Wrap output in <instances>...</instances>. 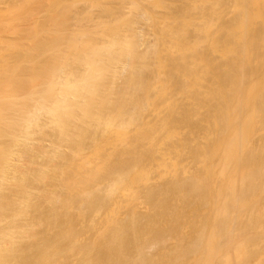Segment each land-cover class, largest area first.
I'll return each mask as SVG.
<instances>
[{"label": "bare ground", "instance_id": "obj_1", "mask_svg": "<svg viewBox=\"0 0 264 264\" xmlns=\"http://www.w3.org/2000/svg\"><path fill=\"white\" fill-rule=\"evenodd\" d=\"M16 1H17V3L19 2L18 0H16ZM32 1L34 2L35 0H32ZM32 1L31 0H24V1H21L23 3L20 2L19 5L23 4L22 6L28 7L29 2L31 3ZM38 1L40 2V0H38ZM61 1H63V0H61ZM106 1H107V3H106ZM126 1L129 3V5L127 4L128 6H126L127 10H130L129 13L126 12L127 11L126 9L124 10V12H125L124 13L123 9L122 10L119 9L120 6L119 7L117 6L118 8L113 6L115 3H112L111 5H108V3H109L108 0H64L63 2L59 1L60 3H56V4H53V5H52V3H55V1L51 3V0H50L49 1L50 3L49 4L47 3L48 4V9L47 10L50 13L48 11L47 12L49 14L48 17H51L52 19H47V21L48 20L50 21V24H49V26L47 25V28H46V25L43 24V22H45V21L41 22L40 24L36 23L35 25L38 24V27H39V28H37V26H36L37 29L31 27V25H32L31 24V18H32L31 16H33L34 14L32 15L31 10L29 8L27 9V8L23 7V9H22L21 5H20L21 9H19V10L16 9V11L14 10L15 7H13L14 8L13 10L15 12H18V13L15 14L12 11V9H11V12H13V13L12 14H11V12H10V14L8 13L9 16H11V19H10L9 16H6V17H8V19L6 18L7 21L4 20L5 18H3L4 21H2V19L0 21V264H63V263H65L63 261L66 260V257H67L66 256V252H70V250L72 252L74 250L73 248L76 249L77 247H79V248L81 247L80 243L77 242V241L80 240L78 235H79V232H81V231L78 232L79 229L75 228L76 226L73 225V220L69 219L70 220L69 222H72V227L74 226L76 232L73 230V228L69 227V224H71V223H69L68 220H66L67 223H65L66 221L65 222L63 221L62 218H64L66 215L64 217L61 216V213H59V211L57 210L58 208L56 207L57 206L56 204L59 201H60L59 203H61V201H62L64 203V205L66 204V205L69 206L70 201L72 203L75 202V201H79L80 203H84L86 201V202H89V203L85 202L84 205H86L88 207V204L91 205L90 203H92V202H90V201H92L91 199H95L94 201H96V202H94V201L93 202L94 203H98L97 202L98 200L96 198H98V197L105 198V196H101L102 194H99V196H98V193L100 192V188H101L99 185H101V184L97 183V182H99V180L101 181V179H103V180L106 179V182L109 183L107 185H110L108 187H109V189H111V191H109V189H107L109 192L107 190H105L106 191L105 194L103 193V195H108V199H110L109 195L113 194V196H114L115 193L119 192V191L115 192L116 189L119 188L121 190V188H122L121 185H124V184H121V183H124V181H123L124 179L127 180V183H128L127 185H131V187H132V185L135 186V184H137V182H139V184L141 182L142 184L145 183L144 185H146V184L148 185L149 182L151 183L152 181H154V179H151L152 176L150 178H149V176H150L151 170L153 171L155 169L154 171H156L157 167L158 168L161 167L164 170L163 171L162 169H160V172H159V169H157V171L159 172V173H157L158 176L156 175L157 178H160V176H159L160 173L162 174L161 176H163V175L166 176L167 175L166 177H169V179L171 180V182H170L171 183V187L173 186L172 189L174 191L172 193L176 194L177 192H179V193H177L179 198L180 197L182 198V196H180L181 195L180 191H178L180 189H178L176 191V188H181V191H182L183 195H186V194H184L183 191L187 187H188V189L190 188V190H192V188H195V187L196 188L198 187V189L201 188V190H199V192L203 191L202 188L205 187L206 189H208V191L206 189H204V190H206L208 193L209 192H210V194L213 193V192L215 193V194L214 193L211 194L212 195L211 198H212L213 202L207 203V204H209V207H211V208L216 206V207H214L215 210L214 209L211 210V213H213V211H214V214L211 215L210 212L206 211V213H208V214H205L206 215V217L204 218V221H206V222H204L205 224L202 223L203 221H201L200 218H199L200 216H202L201 215L202 212L201 213L198 212L200 215L197 216V212L195 211L197 217L195 216V218L193 219V218H190V217H194L195 213H192L191 214L192 216H191V215H189L190 213L186 214L185 213L186 211L185 212L183 211L182 213H180V210L176 209L177 211L179 210V213H180V214L178 213L179 214V216H178L177 213L173 214V212L175 210V207L171 206V209H174V210H172L173 212L169 209L170 205H172V204H169L170 203L169 200H168V202H167V200H165V202H167V205L169 204L168 208H167L165 202H162V205L164 203V205L166 206L167 210L171 212L170 214L177 216V217L175 216L176 217L175 218L174 216H170L169 212H167V214H169V216H167L168 219L170 217L171 218L174 217L176 219V220L175 219H171L172 220V225L170 223L169 224L166 223L167 226L169 225L168 227L171 226L172 229L170 230V232H172L173 235L176 236L177 232L181 235V233L183 234V232L187 229V228L185 230L182 229L181 230L182 232L179 230L183 226L184 223L182 225H180L177 222V220L179 221L180 218L179 219H177V218L181 217V215L183 213H185L186 216L187 215L190 216L187 219H189V220L193 219L194 220V222H192L193 221L192 220V221H190V223L192 222V223L195 224V222H196L195 219L196 218H198V220H200L201 223H202V225H201V223L199 222V225H201L200 229L203 230L201 232V234L199 233L200 232V229L198 227L199 225L195 224V225H197L196 228H195L191 224V227L194 229V231L193 230H190V231L196 232L197 229L199 230L196 233H192L191 232L192 234H194V236L192 235L190 237L191 240L194 239L196 241V243L198 241V243L196 244L198 246L195 245V247H197V249H194L195 248L193 246L195 244L194 240H193L194 241L193 244H192L191 240H187V242H186V240L185 241H183V240L181 241V244L183 242L185 244V242H186L187 244H185V245H188L189 241L191 242L190 246H188V247L185 246V250L188 251L189 254L184 250V248H183L184 244H182V246H179L180 245L179 244L180 243V238L181 239L182 238L186 239L185 236L182 235V237H181V236H178L179 234H177V236L180 237V238H179V240L177 239L176 240V244L175 243L174 244L176 246L178 245V247H176V248H180V249H178V252L180 250L179 254L182 252V254L184 255V253L186 252L185 253L186 254L185 258L181 254V256L184 258V261L185 260L186 261H191L192 264H251L252 262L249 263L248 261L250 259V256H252L253 252L256 251L257 247L259 248V250H257V251L261 254V256H264V254H262V253H264V251H263L264 248L262 249V247H261V246H264V244L261 245V243H264L263 242L264 241V234L263 235L261 234V233H264V229H263V231H261L262 230L261 228H264V225H263L264 224L263 223L264 211L258 210L259 213L260 212L262 213V215L260 213L257 218L260 217L259 219H262V220H258L255 217L257 222H256V220L254 222V218H252L253 215H254V212H252L253 215L250 213L252 211L253 206H255V204L257 202H258L257 204H259V202H261V201L257 200V201H255V204H254V201H252L253 205H247V204H244L247 201L246 200L247 198H244V197H243L244 199L241 198L242 197L241 196L242 192L247 194L246 196L250 197L251 196V191H254V188H255V192L258 190V194L256 192L255 194H257V195H254V196L252 195L251 196L252 199L250 197V200H253V199L255 200L257 198L259 199L258 195H260V194L263 195V193H264L262 191V190H264V188L262 189V187H264L263 186V184H264V179H263L264 175H263V177H261L262 174H264V169H261L262 166H260L261 163H262L261 165H263V162H261L262 160L258 158L259 154L262 155L260 157H264L263 156L264 152L260 153V151L263 150V146L264 145L262 146L261 150L259 151V154H258V151H257L258 150L257 147L259 146L257 144H261L264 141V137H263V135H261L264 130L262 132L261 131L259 132L257 130L258 128L260 129L259 126H261L262 124L264 125V123H261V124L259 123L262 120L264 121V118H263L264 117L263 116L264 115V80H262V79H264V59H263V57L261 58V56H260V55H264V54H262V53L260 54V52L258 53V56L261 58V60L258 59V56L257 57L254 56L255 53L253 55H252V53H251V55L248 54V52L250 53V51L251 52L252 51L255 52V50H256L255 48H260V47H262L261 48L262 49L261 52L264 51L263 50L264 49V47H263L264 46L263 45L264 44V37H262V36H264V33L262 31H260V34H261V36H260V34L257 31L258 29L260 30L261 25H260V27L258 26L257 27L258 29L256 30L255 28L259 24L257 22H256L257 24L256 23L253 24L254 23V18H255V20H256V18L258 20H260V22L257 20L260 24L262 23L261 20L264 21V19H263L264 18V0H233V3L231 5V7H233V9H234V10H232L233 13L231 12L232 13V17H231V13H229L228 15H230L231 18L227 19V20L221 19V17H222L221 15H223L224 13L227 12L226 9L224 10V13H223V11H222V13H220V10H222L223 8L218 7V6H220V4L222 5V3H223L222 1H224V0H221V1L218 0L219 2H222V3H219L217 0H215L214 2L212 0H211L212 2H210L209 0H200V1H203V4L199 3V5H197L195 3L196 0H194V4H196L198 6V8H199L200 5H202L199 8L200 11L198 10L199 12H202L201 11V7L204 9L203 6H204L205 2H206L207 5L210 2L212 4V7L210 8L211 5L209 4L208 6H209L210 10H208V12H207V9H209V8L205 7L206 12H204V13H209V11L212 10L216 15L213 14L212 18H211V16H209L211 19H208L209 17L206 16L207 14L206 15L203 14L204 17L206 16L205 18L208 17L207 20L206 19L204 20V17L202 16V14L198 13V11L197 12L195 11L197 14H200L201 17L199 15H197V14L196 15L193 14V16H195L196 18L198 16L200 18H202L203 24H204L205 21H208V20L210 21V24H212V23L214 24L215 21H217L218 23L222 22V23L219 24L218 28H216L213 24L212 25L208 24V22H205L207 24L203 25V24H201L202 20H199L201 22L200 23L199 21H197V19H196V21L198 22V24L199 23L200 24H199V26L197 24L198 28H196L194 26L196 24V21H195V19H192L194 17L192 16V14H189L190 16H192L190 18V16H188V14H187V12H189L188 10H190L189 8L194 10V8H192V7H190L188 5V2H186V3L189 6V8H186V6H187L186 5L185 6V9H187L186 11L182 7L180 9H178L179 11L180 10L181 11H185L187 16L184 14V12L182 14V12L180 11L181 13L179 12V16L181 14V19H180V17L178 15L177 16L179 18L176 19L177 18L175 16L176 13L174 14V17H172L173 13L175 11L174 12L172 11L173 12V13H171L172 16L169 15V18H167L168 12H169L168 8L171 5L169 7H167L168 5L165 6L166 4L164 5L163 3H167V2H165L164 0H152V1L149 0V2H148V0H125V2L123 0V2L125 4H126ZM170 1L168 0V2H170ZM172 1L174 2V0H172ZM189 1H191V0H189ZM207 1H209V2L207 3ZM216 1H217L218 4L216 3ZM11 2H13V0H11ZM225 2H226V5H227V2L229 3V1H225ZM14 3H16V2H14ZM14 3H13V6H16L17 4L14 5ZM44 3H45V1H44ZM178 3H180V2H178ZM24 4H28V5L26 6ZM33 4H31V6L33 5L35 7L36 6L35 3H33ZM37 4H39V3H37ZM170 4H172V3H170ZM174 4H175V2H174ZM213 4H214V6H213ZM3 5H4V2H3ZM119 5H121V4H119ZM146 5H148V6H146ZM163 5L166 7L163 10H165V12L167 11V13H165V14H167L166 17L163 14H160V13H164V12L161 11V9H159L160 11H158V8H164ZM190 5H192V4L190 3ZM207 5H205V6H207ZM197 6L194 5L195 10L197 9L196 8ZM96 7H98V8H96ZM16 8H19V7H16ZM81 8H83V9H81ZM94 8L96 10L100 9V10H102L103 13H105V15L108 17L107 19H109L108 26L106 25V23H108L106 21V19H105V21L102 20V22L99 23L100 22L99 19L101 18V17H98L99 19H97V16L99 14L95 17V13L99 12V11H95V13H94ZM7 9H6V12H8ZM147 9H148V12H147ZM9 10H10V8H9ZM149 10H151V11H149ZM193 10H191L190 12L194 13ZM212 11H211V14L213 13ZM6 12L3 11V13H0V14L2 15L4 13H6ZM36 12H38V10ZM102 12H99V13L103 14ZM126 13H128V14H126ZM130 13L132 14L133 17L131 16ZM4 15H6V14H4ZM209 15H210V13H209ZM228 15L225 14V16H228ZM34 16H36V15H34ZM106 16H104L103 18H105ZM170 16H171V18H170ZM184 16L185 17H189L190 19L189 18L183 19V18H185ZM214 16H215L216 20L214 19ZM135 17H139V18L142 17V18H146L147 20L152 19L151 24L152 23L154 24V25L153 24L152 25H153L154 30H155V32H153V33H155L157 35L156 37L154 36L155 38H157V39H154V40H157L158 42L160 40L163 43L160 42L159 44L162 45V44L165 43L164 46H166V47H161L160 46V50L164 53V55H162V56H164V57L161 56V53H160L161 51L159 50L158 42L157 41L155 42L153 39H146V37L148 35H145V31L143 30V27L140 24H137V25L135 24V23H137ZM133 18H135V19H133ZM217 18H220L222 21H219V19L217 20ZM171 19H174V20H172V21L175 22V23L173 22L174 25L176 23H178L179 27H180L181 23H183L182 24L183 27L182 28H177L178 25H176L175 26L176 29H175L174 25H172L173 23L170 22ZM182 19H183V21H182ZM212 19H214L215 21L213 20V22H212ZM33 20L35 21L36 19H33ZM51 20H52L53 23L51 22ZM180 21H182V22H180ZM36 22H38V21L36 20ZM103 22H106L105 23V27L106 28L103 26L104 25ZM218 23H217V25H218ZM41 24H43L44 27H42ZM99 24H102V25H99ZM148 24H149V22H148ZM262 24L264 25V23H262ZM29 26H30V28H29ZM210 26H212L214 29L216 28L218 31H216L214 33H213V31L210 32V30H213V28L210 27ZM2 27H4V29H2ZM191 27H193L192 30L195 29L196 33H195V31H193V32L195 33V35L197 34L196 36L200 35L199 36L200 38L198 39V41L200 39L201 40L203 39L204 41L203 40L202 41L204 43L206 40L207 41L210 40V41H208L209 48H207V50L209 49V51H211V48H215L216 49L215 51L219 50V52H220L223 49V51L220 52L221 53L220 57L228 56L229 58H232L231 60L227 59L228 57L225 58V59H227L229 61V62L227 61L229 64L227 62H223L225 59L222 60L223 63L221 62L220 59H219V61L221 63H218L217 62L218 58H217V60L216 59L213 60V58H215V57H213L211 59V57H209V56H211V53H209L210 54L209 56H208V53H207V55L204 54V53H199L200 55L202 54L201 57H200V55L197 56L198 55L197 54L196 56L198 57L197 58V60H198L197 62L198 63H194V62H196V57H195L194 54L193 55H194L195 58H193L192 55L189 56V53L191 54V53L195 52L197 50V48H198V50L195 53H198L200 48L202 47L201 46L202 45L201 44L202 41L200 40L199 44H195L197 46L192 45L193 43H195V39H197L198 37L194 38V41L192 40V31H191V33L188 32V31H190ZM31 28H32V30L34 29L33 30L34 34H32V35H31V31L32 30H30ZM261 28H262L261 30H264V26L261 27ZM28 29H29V31L26 32V30H28ZM146 29H148V27ZM179 29H181V34L179 33L180 32ZM152 30H151V32H152ZM44 31H47V32L44 33ZM220 31L222 33H224L225 35L224 34L223 35H217V34L221 33ZM218 32H220V33H218ZM46 33L49 34V37H48V35L47 36H42V35H44ZM148 33H150V32H148ZM187 33H189L191 35L189 36ZM39 34H40V36H39ZM14 35H15V37L17 35L21 36L22 38L26 37L25 39L23 38L25 41L27 40V38L29 40L32 39L34 45H32V40L30 42V45L29 44H26V45L22 44L21 43L22 41L19 42L20 40H22L21 38H20V40H19V38L18 39L16 38V40H15V38L13 39ZM163 35H167V37L169 36L168 37L169 39L166 36H163ZM187 35L189 37H191V38H189ZM210 35L212 36V39H210V37H211ZM149 36L151 37V35H149ZM185 36L187 37L188 42H186L187 40L185 39L186 38ZM196 36H194V37H196ZM201 36L204 37V38L206 37V38L205 39L201 38ZM208 36H209V38H208ZM216 36H218L220 38L222 36L223 38L224 37L225 38L222 41L219 39L221 42H217L218 41V37H216ZM39 37L40 38L42 37V38L39 39ZM162 39L163 40L166 39L167 41L166 40L163 41ZM184 39L186 40L185 42H183ZM190 40H192L193 42L190 41ZM25 41H24V43H25ZM168 41H170L169 45L167 44ZM223 41H226L225 44H223ZM189 42L191 44H188ZM196 43H198L197 40H196ZM217 43H220L221 45H218ZM143 44H144V47L142 49L134 51V49H136L135 47L141 46ZM258 45H260V47ZM219 46H221V48H219ZM252 47H255V48H252ZM138 48L139 47H137V49ZM163 48H165L167 50L163 51V50H165ZM144 49H146V51L149 50V51L145 52L146 55H145V53L143 51ZM191 49H195V50L192 51ZM201 49L203 50L204 48H201ZM231 49H233L232 50L233 53H234V51H236V53H237V55H236V53H234V57L233 56L231 57V55H227L228 53H225V52H229ZM250 49H252V50H250ZM31 50H33V51L31 52ZM45 50L46 51L48 50L49 53L53 52V54H51V56L49 55V59L47 58V56H48L47 54L48 53L45 52ZM187 50H189L188 54L186 53V52H188ZM259 50H256V51H259ZM140 51H143V52H140ZM150 51H151V55L154 54L152 56V58L150 56L149 57L147 56V54L150 55L149 54ZM190 51H192V52H190ZM212 51L214 52L213 49H212ZM44 52H45V54L47 53L46 54L47 55L46 59H44L45 56H43ZM168 52H169V57H170V55H173V54H174L173 55L174 57L172 58V56H171V58H166V61L168 60V63H169L170 62L169 60L171 59L170 63L172 65L177 63V65H176L177 67H176L175 70L173 69V72H175L177 74V73H180L181 70H182L183 73L181 72V74L179 75V78L182 77L181 78L182 82L186 83V87H185V84H183L181 82V85H180L181 88L179 90V93H177V94H179V97H180L181 94L183 96H186V97L189 96L190 98H191V96L194 95L193 97H195L194 98L195 101L193 102L192 100H190V99L189 100L192 101V104H195V102L197 100H199V99H196V98H200L199 102L198 101L196 102V105L199 104L200 101H202L203 99H211V98L213 99V97L214 98H218V103L217 104H216L217 99H215L216 101L214 99L213 100L211 99L212 101L210 100L211 101L210 103H212V106L213 105H217L216 107H212V108H214L212 110H211V106H209V108H210L209 110L212 113L211 112H209V113L206 112V113L202 114V111L200 109V107H201L200 105H202L203 103H204V105H207V106L211 105V104H209V100L206 103H205V101L204 102L202 101V104L200 103L199 105H197V107H196V105L195 106H193L192 104H191L192 106L190 105L191 109L193 107H194V109L198 108L197 111L200 109V112L198 111L199 113H197V111H195L194 109H192L194 112L192 110H190V109L188 110V112L186 110L185 113H184V111H185L184 109H182V110H184L183 113H182V111L180 112V114L181 113L185 114V115L187 114L188 117L191 116L190 117L191 118V122H193V118L196 117L195 116L196 114H197L198 118H199V116L201 114L202 117L200 116L201 118H199V119L197 118V120L195 119L196 120L195 123L193 122L195 124V126H196V122L197 121H198L197 126L199 125V123L202 125L203 123L201 121L203 120V118L204 119L210 118V120H211V122L209 120H208L209 122H207L208 123L207 125H209V123H211L210 126L207 127V125L205 124L207 120L206 121L203 120V121H205L204 122L205 125H202V126L199 125V126L201 128L206 126L208 128V130H209V127H210V129H211V130H209L210 134H208L209 131L206 129L207 131L206 130L205 131H206L207 134L205 133L204 137H206L207 135L211 136V131H213L212 132V138L213 139L211 137L207 136L206 137V139L208 138L207 141H206L207 143L210 140L209 138H211V141H209V144H207V143H205V141H203L202 145H200V146L197 145V146H199V148L197 146L193 147V149L197 148V151H198L197 153L193 149H192V153H189L190 155L193 154L196 157L195 158L196 160L193 159V160L196 161V164L199 162V159L201 160L200 163L204 165V166L201 165L202 166L201 168L204 167L203 170L201 169L204 172H201V173H203L202 176L205 175L206 179H209L208 181L207 180L205 181V179L201 178L200 176H197V174L199 172L197 174H195L196 171H193L194 168L191 169L190 164H187L188 165L187 167H190V168L189 169L186 168V166H184V164L189 163V162H187L185 160L184 161L186 163L183 162V160H181L183 162V165H181L182 169L180 168L179 164H180L181 161L179 162L180 159L177 158V153H179L178 147L181 146V145H179V144H181V142L178 145H176V146H175V142H172L171 143L172 145L170 144V146H172V147L168 146V142L169 143L171 142L169 140H172L174 138V137L172 138V136H170L169 133H171V135H173V134L177 133L178 130L176 131V129H173V131H176V132L172 131L173 132V134H172L171 131H168L169 130L168 128H170L171 125H170V127L166 126L167 127L166 128L165 124H167V125H169L170 123L171 124L172 123L175 124L173 121L176 120V117H175V120L171 119L172 122H168V118L165 119V120H167L166 121L167 123H166L165 121H163L164 120V115L163 116H159V115L163 114V112H162V114H160L161 111L163 110V109H161L160 113H158V117L157 118L160 121V118L162 117L163 118V120H162L163 123L165 122L164 126H163V123L161 124L162 130L168 129L165 132V134L163 133L162 135L159 134V132L160 133L162 132L161 129L158 128V130H160V131L156 130L157 127H161V126L159 125V126L156 127V125H158V123L156 124V123L153 122L156 125H155V127H154V125H152V127H151V123L149 125L146 122L147 120L150 121V119H148V118L147 119L145 118L146 120L144 122H146V124L148 125V126L146 125L147 126L146 128L149 127L148 128L149 130L145 128L144 122H143V124H144L143 127L141 126L142 123H140L141 127L136 125L137 127L141 128V129H138L135 126H134L135 127L134 128L133 127V123H132V122H134L133 121L134 119L131 120L132 116L134 117V115L131 116V111L132 110L131 111L129 110V109H131L130 107H132V106H130L131 105L130 103H132V101H130V102H128L129 100L127 101V99H128L127 96L130 93L128 90H127V94L128 95H125L126 96V99H124L125 101L122 99V97H123L122 94L124 92H122V93L120 92L121 94H119V95L122 96L121 99L123 101L121 100L119 102L118 107H116L117 104L115 105V109H113V110H115L114 113L116 115L114 113H110V114H114L113 116H111L110 114H108V115L104 114L105 113L104 111L106 110L108 105L109 106L111 105V103L109 102L111 97H113L115 95V92H116L115 89H117V87H115L114 85L118 86L117 84H119V80H117V79L120 78V77H118V76L121 74V72L123 73L125 70H129L130 71V74H128L129 76H131L133 73H136V74H134L136 76L135 77L133 76V77L130 78V80H131L130 81L131 83H130L129 79H128L129 76H127L125 74L126 77L122 78L123 75H120L122 79H125V83H127V86L124 87V88L128 89V86H130V85L134 86V87H135V85H138V86H136L137 89H135V90L139 91L138 88L140 87L139 89L140 90L142 89L143 90V91L141 90L142 92L145 91L144 92L146 94L145 98L146 99L148 98L146 101L149 100L148 102L151 101L155 105L157 100L160 101L161 99H164V97L167 98L169 94L171 95L173 92L170 93L171 92L170 90H172V89H170V90L168 89L169 90V94L167 93L168 91H163V90H167L166 89L167 88L166 87L167 86V81L171 80V76L174 75V73H172V74L169 73L170 70L172 72L171 68H173L174 65L173 66L171 65L172 67H170L169 72L167 71L168 72L167 75H165L166 72L165 73L161 72V71L164 70V68H166L165 70H167L168 65L166 66V64H168V63L164 62L165 61L164 58H165V55L168 54ZM232 52H230V53H232ZM170 53H173V54H170ZM216 53L218 54V52H214V54H216ZM222 53H225L226 55L225 54L223 55ZM158 54H159V56H158ZM217 54H216V56H217ZM203 55L204 56L206 55L205 57H207V58H204ZM256 55H257V52H256ZM248 56H250V57H248ZM153 57H154V62L153 63H156V66L158 65V67H156V69H155L154 65H152L153 68H154L152 71L154 72V71L157 70V72H154V74L156 76L160 72L159 75L157 76V78H155V80H157V84L156 83L155 84L156 85H158V83H159V85L161 84V86H160L161 88L163 86L162 84H164V85H166L165 89L164 88L161 89L160 87H159L160 88L159 89L157 86H155V84H153V86H152V84H150L151 82H148L146 80V78L143 79V77L141 76V74L145 73V72L140 70V68L142 66H144V69H146L151 64V62L153 60ZM187 57H189V58H187ZM208 57H209V60H207ZM251 57H253L255 59V61L252 60ZM148 58H151V61H149L150 59H148ZM186 58H187L186 62L187 61L189 62V60L192 59L190 61V65H189L188 62H187L188 64L185 62ZM250 58H251V61H253L252 65H251V62L249 60ZM256 58H257V60H256ZM39 59L42 62H40ZM180 59H181V61H183V62H185L187 64V65H185V63L183 64L185 67L184 66L182 67L181 66L182 64L180 65V62H181V61L179 62ZM210 59L212 61H210ZM146 60H148L150 62V64L147 65V67H145ZM193 60H195V61L193 62ZM173 61H175V63ZM201 61H202V63H201ZM214 61H216V63ZM136 62L139 63V64L136 65L137 64ZM191 62H193V63H191ZM212 62H213V68L214 67L215 68L218 67L220 69L219 66H222V65L225 64L224 65L225 69L222 67L224 70L222 68H221L222 70L218 69L219 73H218L217 70H215V73H211V70H209V69L212 68L211 67ZM32 63H33V65H32ZM217 63H218V66H214V64H217ZM142 64H144V65H142ZM178 64L184 70L179 68ZM192 64H195L196 67H194V65H192ZM197 64L198 65L201 64V67H203V68H201L200 65L198 66ZM138 66H139V68H138ZM190 66H193V67H190ZM197 66L200 67L199 70L201 69V71H203V73L204 72L205 73L203 74L201 71L198 72V70H196V69H198ZM226 66H227V68H226ZM157 68L158 69L160 68L159 72H158ZM177 68L181 69V70L179 71V70H177ZM192 68H196V69L192 70ZM207 68H208V71H207ZM137 69L139 71H141V72H139V73H141V74H139L140 76L138 75V72H137L138 70ZM142 69H143V67H142ZM204 69H205V71H204ZM135 70H136V72H135ZM146 70H148V68ZM176 70L179 71V72H176ZM190 70H192V72ZM193 71H196L198 74L196 72H195V74L199 75V76L195 75L196 78H194L193 75H192ZM220 71L222 73H220ZM216 72L218 74H221V76L220 75H218V76L216 75V77H213L214 74H216ZM209 73H211L212 75L210 76ZM260 73L263 75V77H262V75ZM146 74L147 73H145V75ZM151 74H153V73H151ZM170 74H171V76H169ZM205 74L210 76V77L207 76L209 78L207 80H210L212 77H213L212 79H214V80H211L212 82L209 83V81L206 80L207 77L206 78L204 77ZM142 75H144V74H142ZM162 75H165L166 77L163 76L164 78L162 79ZM159 76H160V78H158ZM167 76L170 77V79L167 78ZM219 76H220V80L218 79ZM242 76L244 78H241ZM259 76H260V78H258ZM138 77H140V78H138ZM261 77H262V79H261ZM121 78H120V81H121L120 83H124V81L122 82ZM134 78H135V80H134ZM33 79L35 81H33ZM161 79L165 80L164 83H163V81ZM237 79H238V81H237ZM148 80H150V79H148ZM204 80L208 82L206 84V89L204 88L205 90H208V91L202 90L203 87H205L203 85ZM116 81H118V82H116ZM132 81L135 82V85H133L134 83ZM230 81L231 82L233 81L232 83L234 85H232V83H231V85H232L231 86L230 85ZM114 82H116V84ZM198 82L199 83L201 82V84H198L199 87H200V90L198 88V85H195ZM228 82H229L230 86L229 85L227 86ZM205 83L206 82H204V84ZM33 84H36V86L34 87ZM208 84L209 85H211V84L213 85L214 84V85L213 86L211 85V87H210ZM217 84H218V86H217ZM119 85H121V84H119ZM125 85L123 84L122 86H119V88L120 87L122 88ZM168 85L171 87V84L168 83ZM182 85H184V86H182ZM215 86H217V87H215ZM114 87H115V89H114ZM134 87H132V88L134 89ZM177 87H179V86H177ZM196 87L198 88V90H196L197 89ZM207 87H209V89ZM130 88H129V90H130ZM183 88L185 90L186 89H188V90L185 91ZM125 89H124V91H125L124 94H126V90ZM181 89H183L182 91L184 93L181 91ZM120 91H122V90H120ZM137 91H135V92H137ZM180 91H181V94H180ZM259 91H260V93H259ZM139 92H138V94L141 93V92L140 93ZM163 92H165V93H163ZM136 95L137 94L135 93L134 97H136ZM143 96H144V94H143ZM136 98L138 99L139 97H136ZM166 98H165V100H161V101L165 102ZM171 98H172V95H171ZM171 98L168 97L167 102ZM176 98L177 97L175 96V99ZM129 99H130V97H129ZM137 99H135V100H137ZM144 99H142V100L144 101ZM173 99H174V97L171 100H173ZM171 100L169 101L170 104L169 103L166 104V108H169V107H167V105L171 106L172 104H174L175 100H173V101H171ZM219 101H221V102H219ZM108 102L110 104H108ZM141 102H140V100L137 101L136 104H134V106L137 107L138 105L141 104V106L144 107V102H143V105H142ZM178 102H176V103L178 104ZM186 102H187V100H186ZM127 103L130 104V105H128L129 109H127L128 108ZM137 103H140V104H137ZM221 103H223V104H221ZM132 105H133V103H132ZM156 105L158 106L157 103H156ZM204 105L202 107L205 109L206 106L204 107ZM141 106H139V107H141ZM157 106L153 107V108L156 107L154 111H158L159 110V108ZM161 106H162V104H160L159 107L161 108ZM179 106H181V105H179ZM173 107L174 106H172L171 109ZM108 108H110V107H108ZM157 108H158V110H157ZM163 108H165V107H163ZM181 108H182V106H181ZM132 109H133L134 112L136 111L135 112V113H137L136 115H140V111H143L142 109L140 110V108H139V112H137V109H135L134 107ZM175 109H178V108L174 107V109H172L173 112H174ZM107 110H108L107 112H109L110 109H107ZM111 110H110V112H111ZM127 110L130 111V114L128 113L129 111H127ZM190 111L193 112V114H195V115L190 114ZM102 113H103L104 116L102 115ZM260 113H262V115ZM79 114L81 116H79ZM128 114L131 117L128 116ZM141 114H142V112H141ZM143 114H144V112H143ZM205 114L206 115L209 114L210 117H209V115L207 117ZM117 115H120V117L118 118ZM146 115H148V114H146ZM174 115H175V113H174ZM185 115H181V117H183V119L179 115V117L182 120L180 118H178V121L180 119V122L181 121L184 122L185 121L184 120V116ZM187 115H186V117H187ZM203 115H205V117ZM256 116H260L263 119H261V121H259L258 119L260 117L257 118ZM81 117H82V119H81ZM83 117H86V118L88 117L89 121H91V123L89 122L90 124H88V126L85 125V126L88 127L87 129H84V128H86L84 125H83L84 127L81 126V124H83L81 122L83 120ZM116 117H117L118 120L116 119ZM138 117H140V116H138ZM188 117L186 119H190ZM86 120L88 122V119H86ZM143 120L144 119H142V121ZM114 122L116 124L118 122V124L115 125V124H113ZM139 122H140V120H139ZM175 122L177 123V121H175ZM180 122H179V124H180ZM188 122H190V120ZM101 124L105 125V126H103L105 128L108 126L109 129L112 131V133L108 132L109 135L107 133V135L109 137L107 136L108 138H107L106 141H104V143H102V144L100 143V145H99L100 148L95 149L96 150L95 153L97 154V156L98 155L101 156V157L103 156L105 159L102 157L103 160H101V164L98 163V161H99L98 160L97 163L99 165H97V163H96V165L98 167L96 169H94V170H92L93 168H90V170H92L91 173L84 172L85 173L84 174V173H82L80 171L75 172V170H77V169L79 170L78 167H80L79 166L80 164H81V166H83V163H84V166H85V162H81L80 164H77L78 167H77V169H74V172H75V174L76 173L78 174V177L76 175H73L71 172L68 173V170H71V169H69L71 167V165H70V167L67 170L68 174L66 173L67 176H65L66 174L64 175V169L62 170L59 167L60 164H61V161H62V163H65L70 158L69 156H67L69 158L66 159L67 161H65L64 157H63V155L64 156L68 155L67 154L68 152L66 154L62 153V151L63 152L65 151L63 149V147H62V146H65V143H66L65 141H67L66 145L68 144L69 146H71L70 145V143H71L72 146H74V148H76V149H74V152L76 153L77 149H80V147L82 146V144L80 142L81 139H82V143H83L84 140L87 139L86 138L87 136L85 137V135H84V137L81 136V139H80V135L81 134H79V133H81V131H83L82 134H84L85 130H86V135H88L87 134L88 129L89 128L92 129V127H89V125L90 126L93 125L95 128H96V126H98V129H101L102 127L99 128V125H101ZM192 124L191 125L188 124V125H190V127H191V126H193ZM46 126H48L49 129H51L50 131H52V133L49 132V135H47V133L45 132L46 131L45 129L47 128ZM197 126L195 128L198 129V133H199V131H200L199 128H198L199 126L198 127ZM132 127H133V129H132ZM95 128L92 129L93 132H94ZM187 128H189V127H187ZM195 128H193V129L195 130ZM262 128L263 127L261 126V129ZM153 129L155 130V134L158 133V137H156V135L152 136L153 135L152 132L154 131ZM92 130H90V131H92ZM95 130L97 131V128ZM101 131H103V129H101ZM192 131H191V133H192L191 135L194 134ZM38 132L39 133L41 132L43 134L45 132L46 136H49L47 138H52L53 137L52 139H49L51 142L47 141V142H50V145L48 143V145L50 147L48 145L44 144L43 140L42 141L40 140V137L39 138L37 137V139H36V136H37L36 134H38ZM93 132H88V133H90L89 136ZM105 133H106V130H105ZM258 133H260V135L262 137ZM51 134H52V136H51ZM75 134H76V136H75ZM93 134L91 135L92 137H93ZM102 134H104V133H102ZM257 134L260 136V137L258 136L259 140L256 137ZM179 135L181 137L182 134H178V136ZM195 135H197V133ZM38 136H39V134H38ZM94 136H97V135L94 134ZM98 136H100V134ZM169 136L171 138L169 140L167 139L168 140V141H166L167 145H165L164 144L165 140H166V138H169ZM191 137L193 138V136H191ZM199 137H200V134H199ZM201 137H203V135ZM204 137H203L202 140H204ZM104 138H105V136H104ZM178 138H177V140H178ZM92 139L95 140L94 138H92ZM156 139H157V141H155ZM183 139H187V137L186 138L183 137ZM194 139H192V140H194ZM197 139H198V137H197ZM46 140H48V139H46ZM177 140H176V142H178ZM192 140H191V142H193ZM200 140H199V144L201 143ZM39 141H41V142H39ZM140 141H143V142H140ZM189 141L190 140L188 138V141H186V142H189ZM256 141H261V143H257L256 144ZM88 142H90V141H88ZM130 142H131V145H132V143L135 142V144L132 145V147L136 146V142H139V143H137V146H138V144L141 145L139 148H142V146H143V148H145L146 146H144V145H146V143H147L149 149L145 148L146 150L144 149L143 151H141L136 146L137 150L136 151L134 150L135 152L132 149H130L132 152H134L136 154L132 153L131 151H130L131 152V154H130V152L127 151L128 149H126L127 147H129ZM151 143H152V145H153V143L156 145V146L154 145L153 147L152 146L151 147L153 149L155 148L161 154L159 152H157L156 150H154L155 151V153H154V151H152L153 149H150L151 147H149V145H151ZM183 143L184 142H182V144ZM204 143L207 144L208 146L204 145ZM94 144H96V142ZM163 144L165 146H163ZM83 145H85V143H83ZM185 145H186V143H185ZM189 145H191V144L188 143L187 146H189ZM44 146H48V147L45 148ZM75 146H77V147L79 146V148H77ZM104 146H108L107 147L108 151H105L106 148H104ZM182 146H183L182 148H185L184 145H182ZM205 146H206V149H205ZM97 147H98V144H97ZM259 147H261V145ZM47 148H49V149L47 150ZM102 149H104L105 152H103ZM110 149H112V150H110ZM124 149L126 150V155H127V153H128V155L129 154L130 155L133 154V155L132 156L123 155L124 154L123 152H125V151H122V150H124ZM138 149L141 151L143 157L142 156L139 157L140 155L137 156L138 155L137 154L138 153L137 152ZM186 149H187V147H186ZM186 149H185V151H186ZM119 150H121L122 152L119 151ZM140 151H139V154H141ZM173 151L177 152L175 154L176 156L174 155V157H176L177 159L173 158V154L175 153V152L172 153ZM188 151H189V149H188ZM85 152H87V150ZM181 152L182 151L180 149V154L182 155V157H184L183 156L184 152H183V154ZM156 153H157V155H158V153L160 155H158L156 157V155H154ZM77 154H78V152H77ZM180 154H178V155H180ZM37 155H38V157H39V155H41V157L43 158L42 160H44L43 163L44 162H46V163L48 162L47 164L44 163L46 165H48L50 162H53V160H51V159H54V158H55L54 161H56V163H57V160H58V164H59V161H60L59 165H57V164H54V165H57L59 167V169H61L63 171V173H62L63 175L61 174L62 171L58 170V168H56V170H55V167H57V166H55L54 170H53L50 167V165H49L50 168L49 167L48 168H49V170L51 169V174H49L48 172L46 173V169H48V168H46L44 170L45 167L43 168L42 166L39 167V168H41L40 170H39V168L38 169H35V168L32 169L31 166H32V164L34 162H36V159H37L36 156ZM190 155H188V158H189ZM149 157H152V160L154 158H156L155 161H156V163L158 162L157 163L158 165L157 164H156L157 166L154 165L156 168H151V169L149 167H152V166H149L148 168L150 170L147 171V169H148L147 166L146 165H145L146 167L144 166L145 168H147L146 170H144L145 168L143 167V164L142 165H140V164H141V162H142L141 160L143 158H145V160H147V158L151 159ZM200 157H202V158H200ZM91 158H93V157H91ZM202 159H205V161L202 160ZM215 159H217V160H215ZM258 159L261 160L260 161L261 163L258 162L259 164L256 163V161ZM145 160H144V162H145ZM31 161L33 163H31ZM39 161H40V159L38 158V162ZM202 161H204V162H202ZM214 161H215V163H214ZM182 162H181V164H182ZM206 162H207L208 165H206ZM74 163H75V161H74ZM254 163H256L257 165L254 164ZM44 164H43V166H44ZM50 164L53 165L52 163H50ZM33 165L37 168L35 163ZM75 165H76V163H75ZM151 165H153V164H151ZM252 165H253V167H252ZM134 166H136V167L134 168ZM139 166L140 167L142 166L144 169L142 167L140 169H137ZM194 166H196V165H194ZM199 166H200V164H199ZM197 167H198V165H197ZM42 168H43V170H42ZM65 168H66V165H65ZM133 168L135 169V171H134ZM255 168L256 169L257 168L261 169L263 171V172H261V175L259 174L260 177H261L260 181L258 180V177L255 176V175H256L257 172H260L261 170H258V169L255 170ZM263 168H264V166H263ZM72 169H73V167H72ZM190 169H191V171H190L191 174L190 175L191 176L193 175L194 178L190 177L189 171H187V170H190ZM197 169L199 171L200 168H197ZM49 170H47V171H49ZM87 170H88V168H87ZM129 170L130 171L132 170L131 172L134 171L135 175H132L134 173H130V175H132V176H130V179H129V176H127V179H126L124 177V175L126 176V174H129L128 173ZM137 170H139V171H137ZM192 171L194 172L195 176L192 173ZM147 172L149 173V176L147 175ZM181 172H185L188 175H185L184 173H181ZM52 173H53V177H57L58 174H59V176H61V177L56 178V180L58 181L57 182L58 184H56L53 181H52V183H55L54 185H52L51 182H50V184H47V183H49L48 180H50V181L54 180L55 181V179L52 178V176H50V175H52ZM70 173H71V176L69 175ZM80 173H82V175ZM116 173H118V174H116ZM155 173L152 172L151 174L152 175L154 174L153 176H155ZM173 173H175V174H173ZM176 173H177V175H176ZM178 173H180V174H178ZM181 174H182V176L185 175L184 179L186 178V180L181 178V176H180ZM68 175L71 177L70 179H68ZM120 175H122V177H124L123 180L121 179L122 181L119 178V177H121ZM168 175H171L173 178H170L171 176H168ZM178 175L180 176V178L182 180L185 181V183L182 182V180H181V182L179 181L180 178H179ZM75 176H76V178H75ZM99 176H101L100 177L101 179H99ZM108 176H110V177H108ZM156 176L153 177V178H156ZM186 176H188V179H187ZM253 176L255 177V179L253 178ZM72 177L74 179H72ZM166 177L163 178V179L166 180ZM249 177L253 178L254 181L257 179L256 181L262 182L263 184L257 182L256 184H258V185L253 183V186L251 187V185H252L251 182L253 181V179L251 181V178H250V180L248 182V185H249V183H251V184L249 186H245V185H247L246 181H248V180H246V178L248 179ZM77 178L79 180L73 182ZM157 178H156V181H157ZM190 178H192V179H190ZM97 179H99V180H97ZM141 179H143L145 182L143 180H141ZM149 179H151V180H149ZM194 179L197 180L196 181L197 184L200 183V184H198L200 187L196 186V184L194 186V183L191 181V180L195 181ZM200 179H201V181L204 180L203 181L204 183H202L204 186L201 184V181L199 182ZM146 180H148L149 182L147 183ZM167 180H168V178H167ZM170 180H168V182ZM38 181L46 183L45 185H47V186L48 185H52L53 187L52 186H49V187L53 188V189H50V190L46 189L47 191L45 192L44 188H43V191L45 193L42 191L43 193L40 194L41 193L40 190H42V189L38 190V191H40V193H38V192L35 193V191H34L35 190L34 189L35 188V183L36 182L38 183ZM188 181L192 182L193 184L190 183V182L188 183ZM103 182H105V180ZM168 182L166 181L165 185L163 183V186H166ZM125 183H126V181H125ZM170 183H168L169 187H170ZM178 183H179V186H180V183L183 184V185H181L183 187V189H182L181 186L180 187L178 186ZM186 183H188L189 186H191V187L184 186V185H186ZM39 184H42V183H39ZM112 184H113V186H112ZM260 184H261V187H259ZM147 185L144 186V187H146V188L150 187L149 185L148 186ZM210 185H212L213 188L210 189V187H212ZM254 185L258 186L259 188L255 187ZM134 186L132 187V191H129V192L126 190L127 189L126 187H125L126 191L122 188V191L124 190L125 193L128 192V194H130L131 197H129L130 199H126V202H122V203L118 202L117 205H115V203H114V205L116 207H118V206L122 207V205H124V206L126 205L129 209L133 210L134 212H135L134 209L137 210V207H139V208L141 207V202L144 201L142 199L144 195L140 196L141 195L140 193H142V191L141 190H140L141 192L138 191L140 189L139 187H141V185L140 186H138V184L136 185L138 187L137 190L133 189V188H136V186L135 187ZM151 186L153 187L155 185H151ZM174 186H176V188ZM152 187H150V188L152 190H154V191L156 190V193H157V189L156 188H158V187H153V188ZM169 187H168V189H169ZM171 187H170L169 190H166V191L167 192L169 191V193H170ZM247 187H249V188H247ZM38 188H40V187H38ZM46 188H48V187H46ZM94 188H95V192L96 193L94 192ZM128 188H130V187H128ZM146 188H145V190H146ZM150 188H148L146 190L147 191L146 194L144 192V194L147 195V197L146 196H144V197H146L145 200H148V204L151 202V200H150L151 197L150 196L152 195ZM160 188H162V186H160L159 189ZM97 189L99 190V192L96 191ZM102 189H101V191L104 192V190H102ZM142 189L144 191V188H142ZM188 189L185 190V193L193 194V195L195 194V192L193 193L192 191H190ZM246 189H249V190H246ZM195 190H197V189H195ZM244 190H246V191H244ZM259 190H261L262 192L259 191ZM112 191L114 193L111 194ZM154 191H152V192H154ZM166 191L164 190V192H166ZM193 191H194V189H193ZM123 192H122V194H123ZM138 192H140V193H138ZM196 192H198V190ZM203 192H204L203 193L204 195L201 194L202 192L199 193V195L201 194L200 197H198L199 195L197 196V194H195L194 196L195 197L197 196L199 199L202 198L200 200V202L202 201L201 204H203V206H204V205H206L205 203L208 202L211 199H209L210 198L209 197L208 198L209 200H208L207 199V197H208L207 192H206V195H205V191H203ZM246 192H248L249 194L246 193ZM79 193L80 194L81 193L82 194L86 193L87 195L85 194L84 196H86V198H89V197H91V198L85 200L86 198L83 197L85 199L81 198V200H80V198H79L80 194ZM243 193H242V195L244 196ZM171 194H170V196H171ZM252 194H254V193H252ZM39 195H41L40 198H38ZM120 195H118V196H120ZM202 195L205 196L206 198L203 199ZM214 195L216 197H214ZM64 196L66 197L65 200H63ZM87 196H89V197H87ZM113 196H112V198H113ZM121 196L119 198H121ZM124 196H126V198H127L126 194ZM124 196L122 198H125ZM157 196H158V194H157ZM161 196H163V194ZM170 196H169V198H170ZM178 196H174V197L176 198ZM255 196L256 197L258 196V197L255 198ZM61 197H62V200H61ZM185 197H187V195ZM189 197H190V195H189ZM77 198L79 200H76ZM102 198H100V199L98 198L99 201H101ZM122 198L120 200H122ZM187 198H182L181 199V201L183 200V201L186 202V203H184L186 205L189 202V200ZM217 198H218V200H217V203H216L215 200ZM114 199H115V197L113 198V200ZM163 199H164V197H163ZM185 199H187V200H185ZM206 199L208 201H206ZM106 200H107V198H106ZM65 201H66V203H65ZM67 201H68V203H67ZM204 201H205V203H203ZM262 201H264V199ZM103 202L105 203V200ZM108 202H111V200L110 201L108 200ZM157 202H158V200H157ZM200 202H199V204H200ZM192 203H194V202H192ZM212 203L215 204V205H213ZM250 203H251V201L248 202V204H250ZM261 203H260V205H261ZM146 204H147V202H146ZM182 204L179 205V206L182 207ZM201 204L199 206H201ZM257 204H256V209L258 208ZM70 205L73 206L72 204H70ZM164 205H163V208H165ZM177 205H178V203H177ZM186 205H184V206L186 207ZM188 205H189V203H188ZM188 205H187V207H189ZM191 205L192 204H190V209L192 208ZM194 205H196V204H194ZM58 206L61 207L60 205H58ZM105 206H106V204H105ZM152 206L154 207V205H151V207ZM246 206H247L248 209L246 208ZM250 206H252L251 210H250ZM108 207L110 208V206H108ZM116 207H114V209ZM156 207H157V205H156ZM156 207H154V208H156ZM202 207H200V208H202ZM242 207H245V208H242ZM198 208H195V209H197V211H198ZM200 208H199V210H200ZM116 209H118V208H116ZM122 209H123V207H122ZM161 209H162V207H161ZM243 209H246V210H243ZM94 210H93V212H94ZM126 210H128V209L126 208ZM149 210H152V209H149ZM164 210L166 212V209H163V212H164ZM202 210L204 212L203 208H202ZM237 210H241V213H244V216L242 217V214L240 213L241 214L240 215ZM253 210H255V207H254ZM67 211H68V209H67ZM114 211H113V213H114ZM154 211H156V210H154ZM161 211H159L160 213L159 212L158 213L161 214ZM177 211H175V212H177ZM181 211H182V209H181ZM117 212H118V210H117ZM193 212H194V210H193ZM248 212H249V215L251 214L250 215L251 217L249 216L250 218H248V219H250V220L253 219L251 221L250 220L248 221L247 216L245 215V214H248ZM65 213H66V211H65ZM121 213L123 214V211ZM134 215L135 214L132 213V215H131L132 219L130 218L131 219L130 221H132L134 223L138 222L140 224V222H142V221H140L142 219L141 218L142 216L139 217L140 214H139V216H137V214H136V216H137V218H136V216H134ZM163 215L165 216L166 214L164 213ZM163 215H162V217H163ZM185 215H182L181 218H183ZM203 215H204V213H203ZM207 215H210V216L207 217ZM70 216L72 217V215H70ZM89 216H91V215H89ZM107 216H105V217H107ZM237 216H240L241 220L237 219L238 218ZM261 216H263V217H261ZM185 217L182 220H184ZM203 217L204 216H202L201 219H203ZM244 217H246V218H244ZM67 218H69V217H67ZM117 218H119V217H117ZM242 218H244V220H243L244 222L242 221ZM72 219H74V214H73ZM107 219H109L108 220L109 221L108 224L111 223L114 220L113 216H110ZM157 219H159V218H157ZM208 219H210V220H208ZM64 220H65V218H64ZM105 220H106V218H105ZM115 220H114V222H115ZM126 220H123V222L124 221L126 222V223L124 222L125 224H122L123 223L122 221H121L120 224H118V222H117L118 226H117L116 233H114V235L111 233L113 235V236H111V238H110V235L108 234L110 239L109 238H105V233L102 234V232H99V233H97L96 238H94L93 240H90V243H88L87 241L86 242L88 244L86 242H84L85 243L84 247H81L80 249L76 250L81 255V257L79 256L80 260L77 263L78 264H83V262H84V264H100V262L102 261V262H106L105 264H127L126 262H128V259H127V261H126V259L124 257L123 258L125 260L124 259H119L120 255H121L119 252H122L124 250L122 246L128 248L129 246H125V245L128 244L131 247H132V245L137 247V244H138L142 248L145 247L144 248L145 250H143L142 248H140L138 246L137 249L140 252L138 251V253H137V251H136L135 253L137 254V259L139 261L135 260L136 257H135V259H133V257L131 256L132 257V261H131V263L129 261V263L132 264V262L133 263L135 262L136 264L137 263L138 264H150L152 262L151 264H154L155 261H156L155 264H157L158 258H154L153 255L152 256L148 255V254H151L149 252L150 250L148 251L149 252L148 254L146 253V249H147L146 245L148 247H150V246H152L151 244H153V246H154V242L156 241V239H157V242L161 244L162 242H160V240L163 238V235H164V237L166 236L168 238V236H167L168 233H169L168 230L167 231L166 230H162L164 228H160L158 230L157 228H159L160 225H157L158 226L157 228L155 227L158 232H163L164 231L166 233V235H165L164 232H163L164 234L162 233V235L160 233L159 234L160 237L162 236L161 239H160V238H158L159 235L156 234L154 236L155 232L156 233H158V232L155 230V228H154L155 224L153 223L154 225H152L153 226L152 228L154 229L155 232L153 231L154 234L153 233L152 234H153L154 237H152V238L153 239L155 237H157V238L154 239L155 241H152V243L150 244L152 238L149 235V237H147L148 239L151 238L150 242L147 240L149 245L147 244L146 239L145 240L143 239L145 241V243H146V245L143 246L142 244H143L144 241L142 240L141 237H143V238L145 237L144 235L146 233H145L144 228H143L144 233H142L143 234V236H142V234H140L142 231L139 230V228L133 227L134 229H138V231H140V232H138L136 230L134 232V230H133V232H131V235L133 237L131 238L129 236L130 237V239H129L127 237V235H126L127 233L124 232V231H126L127 225H129V224H127V223H129V222H127V221H129V219L127 221ZM159 220H161V219H159ZM171 220L169 219L166 222H171ZM211 220H212V222H210ZM238 220L241 221L242 223L238 222ZM86 221L88 222V220H86ZM163 221H164V219H163ZM175 221L177 222V225L174 224ZM144 222L145 221H143V224H144ZM148 222H150V221H148ZM63 223H65L66 225L69 223L68 226H67L68 229H65L67 227L64 226L65 224H63ZM84 223H86V222H84ZM145 223H147V222H145ZM157 223H159V222H157ZM180 223H182V222H180ZM261 223H263V224H261ZM108 224H107V226H108ZM132 224L133 223H131L130 226ZM139 224L136 227H138ZM178 224H179L180 227L178 226ZM186 224H188V223H186ZM203 224H204V226H203ZM119 225H121V226L119 227ZM254 225H255V227H254ZM95 226H96V224H95ZM144 226H145V224H144ZM172 226H174V227H172ZM177 226H178V230H177V232L175 231L176 232V234H175V232H173L172 230H175L174 228L175 227L177 228ZM92 227H91V229H92ZM147 227H151V225H149ZM162 227H164V226H162ZM168 227H165V229L168 228ZM87 228H86L85 231H87ZM105 228H106V226H105ZM253 228L255 229L256 232L255 231L254 232L251 231V230H254ZM91 229L89 230L90 233H91ZM151 229H150V231H151ZM168 229H170V228H168ZM114 230H116V229H114ZM131 230H132V226H131ZM131 230H129V231H131ZM127 231H128V229H127ZM74 232L75 233L78 232V234H75ZM146 232H148V231H146ZM83 234L80 233V236L83 235ZM195 234H198V236H196ZM170 235L172 236V234H170ZM186 235H188V234H186ZM258 235L260 236L261 240H259V236ZM106 236H107V233H106ZM146 236H148V235H146ZM189 236H190V234H189ZM262 236H263V238H261ZM192 237H193V239H192ZM196 237H198V238L195 239ZM89 239H91V238H89ZM109 240L111 241V243H110ZM166 240H164V238L162 239V241L164 243H165ZM141 241H143V242H141ZM177 241H179V243ZM258 241H260V242H258ZM107 242H109V243H107ZM157 242H155L156 245H158ZM164 243H163V245H164ZM75 244L78 245V246L75 247L76 246ZM191 244H192V247H193V251L190 249ZM257 244H259V245H257ZM162 246H161V248H162ZM259 246L261 247L263 252L260 250ZM136 247H134L135 250H136ZM173 247L175 248V246H173ZM121 248H122V250H121ZM67 249H68V251H67ZM132 249H133V247H132ZM152 249H154V248H152ZM164 249H162V250H164ZM189 249L192 252V254L190 253ZM166 250L164 252L163 251H161V252H163L165 254ZM181 250H183L185 252H183ZM98 251H100L101 254ZM175 251H176V249H175ZM175 251H174V255L173 256L176 258V256L178 255V254L176 255V253H178V252L177 251L175 252ZM194 251L196 252V254H194L195 253ZM93 252L96 253V254H94ZM124 252H125V250H124ZM161 252H160L161 256L159 257L160 260H161V257L163 256V254ZM72 253L74 254V252H72ZM139 253H140V255H139ZM259 253H257V254L255 253V254L258 255ZM157 254L159 255V253H157ZM172 254L173 253H171V255ZM187 254L188 255L191 254L189 257L191 259H193V260L195 259V260L194 261L190 260L189 257L187 256ZM83 255H85V256L83 257ZM196 255H197V257H193L192 258V256H196ZM111 256H115V258H117V259H115L113 257L114 258V261H113V259H111ZM118 256H119V258H118ZM122 256H125V255H122ZM149 256H151V257H149ZM168 256L170 257V255H168ZM178 256L175 259L178 262H175V263L173 262V264H176V263L177 264H183V262L182 263L179 262L183 258L181 256L180 257H178ZM82 257H83V259H82ZM128 257H130V256H128ZM152 257L154 259H157V260L151 261L153 259ZM174 257L171 256V258H173V259H174ZM186 257L189 260H187ZM252 257H254V256H252ZM252 257H251L250 261L253 260ZM106 259L108 260V263H107ZM263 259H264V257H263ZM82 260H83V262L81 263L80 261H82ZM133 260H135V261H133ZM258 260H259V258H258ZM259 261H260V264H261L262 263L261 262L262 261L261 257H260ZM158 262H159V260H158ZM165 262H164V264H168V263H165ZM253 262H255V260ZM160 263L163 264L162 262H160ZM171 263H172V260H171ZM191 263L189 262L188 264H191ZM75 264H76V262H75ZM184 264H186V263H184ZM252 264H254V263H252ZM255 264H258V263H255Z\"/></svg>", "mask_w": 264, "mask_h": 264}, {"label": "rangeland", "instance_id": "obj_2", "mask_svg": "<svg viewBox=\"0 0 264 264\" xmlns=\"http://www.w3.org/2000/svg\"><path fill=\"white\" fill-rule=\"evenodd\" d=\"M1 1H2V2H1ZM7 1H8V2H7ZM18 1H19V2L17 3L16 0H13V2H11V0H0V2H1V3H0V7H1V8H0V10H1L0 13H3V11L6 12V9H7L8 7L10 8V10H9V8L7 9L8 12L4 13V14H6V15H4V14L1 15V14H0V17H1V18H0V21H1V19H2V21H4V20L7 21L6 18L8 19V17H6V16H9V14H10V12H11V9H12V11L16 14V13H18V12H15L16 9L19 10V9H21V8L23 9V7H25V6H22L23 4H20V5H21V8H20V5H19V3H20L21 1H24V0H18ZM31 1H32V0H31ZM35 1L37 2L38 0H35ZM35 1H34V2L32 1L31 3L29 2V5H28V4H24V5H26V6L28 5V7H25V8H27V9L29 8V9L31 10L32 15H33V14L36 15V16H34V15L31 16V17H32V18H31V24L33 25V26L31 25V27L36 28V26H37V28H39V27H38V24H40L41 22L45 21V22H43V24L46 25V28H47V25L49 26V24H50V21H49V20L47 21V19H52L51 17H48V15H49L48 12H49V11L47 10V9H48V4L50 3V2H49L50 0H49V1H48V0H47V1H46V0H40V2H39V1L37 2V3H39V4H37ZM42 1H43V2H42ZM44 1H45V3H44ZM54 1H55V3H52V2H54ZM57 1H58V2H57ZM59 1H60V2H63L64 0H63V1H61V0H51V3H52V5H53V4H56V3H60ZM151 1H152V0H151ZM151 1H150V2H151ZM164 1L168 3V4H167V3H163L164 5L166 4L165 6H167V5H168L167 7H169L170 5L172 6V7L170 6L171 8H170V7L168 8V11H169V12H168V16H167V14H165V13H167V11L165 12V10H163V9L166 8L164 5H163L164 8H158V11H160L159 9H161V11L164 12V13H160V14H163L165 17L167 16V18H169V15H171V13H173V12L175 11V12L173 13V16H172V15H171V16L174 17V14L176 13V14H175V16L177 17V18L175 17L176 19H178L179 17H180V19H181V14H180V16H179V12H180L181 10L179 11L178 9H180L181 7H182L183 9H185V6L187 5L186 2H188V5H189L190 7L194 8V10H193V9L189 8L188 5H187L188 7L186 6V8H189V9H190V10H188L189 12H187L188 16H190L189 14H192V16H193V14L196 15V14H197L196 12H197L198 10L200 11L199 8H200V6H202V5H200L199 8H198L197 5H199V3H200V4H203V1H200V0H199L200 2H199L198 0H196L195 3H196L197 5L194 4V0H191V1H189V0H183V1H182V0H176V1H175V0H174L175 4H174V2H173L172 0H171V1L169 0L170 2H168V0H164ZM177 1L180 2V3H178ZM181 1H182V2H181ZM184 1H185V2H184ZM209 1H210V2H212V1L214 2L215 0H212V1L209 0ZM209 1H207V3H208ZM217 1H218V0H217ZM217 1H216V3H217ZM220 1H221V0H220ZM225 1H229V3L227 2V5H226V2H225ZM3 2H4V5H3ZM5 2H6V3H5ZM9 2H10V3H9ZM14 2H16V3H14ZM108 2H109L108 5H111L112 3H115L116 5L114 4L113 6H115L116 8H118V7L120 6L119 9H121V10L123 9V12H124L125 9L127 10V7H126V6L129 5V3H128L127 1H126V4L124 3L125 0H124V2H123V0H120V1H119V0H117V1H116V0H108ZM120 2H121V3H120ZM148 2H149V0H148ZM201 2H202V3H201ZM210 2H209V4L211 5V6H210V8H211V7H212V4H211ZM218 2H219V1H218ZM222 2H223V3H222ZM222 2H219V3H222V5L220 4V6H218V7L223 8L222 10H220V13H222V11H223V13H224V10H225V9H226L227 12L225 11L226 13H224L223 15H221L223 18H222L221 16H220V17H221V19H225V20L230 19V18L232 17V13H233L232 10H234L233 7H231V5H232V3H233V0H224V1H222ZM230 2H231V3H230ZM8 3H9V4H8ZM11 3H12V4H11ZM13 3H14V5L17 4L18 6H17V5H16V6H13ZM21 3H23V2H21ZM33 3H35V5H36L35 7L33 6V5H34ZM47 3H48V4H47ZM104 3H105V2H104ZM106 3H107V1H106ZM170 3H172V4H170ZM182 3H183V4H182ZM185 3H186V4H185ZM190 3H191L192 5H190ZM1 4H2V5H1ZM31 4H33V5L31 6ZM83 4H84V3H83ZM119 4H121V5H119ZM127 4H128V5H127ZM146 4H147V3H146ZM149 4H150V3H149ZM193 4H194L195 6H197V7H196V8H197L196 10H195V7H194ZM209 4H208V5H209ZM214 4H215V3H214ZM214 4H213V6H214ZM217 4H218V3H217ZM223 4H224V5H223ZM38 5H39V6H38ZM144 5H145V4H144ZM173 5H174V6H173ZM205 5H207L206 2H205V4H204V6H203L204 9L201 7V11H202L203 13H202V12H199V11H198V13L202 14L203 17H204L203 14H205V15L207 14L206 16H208V17L211 16V18H212V15L215 14V13H214L212 10H211V11L213 12L212 14H211V11H209L210 15H209V13H204V12H206L205 7H206V8H209L208 5H207V6H205ZM215 5H216V4H215ZM228 5H229V6H228ZM7 6H8V7H7ZM30 6H31V7H30ZM117 6H118V7H117ZM121 6H122V7H121ZM123 6H124V7H123ZM146 6H148V5H146ZM178 6H179V7H178ZM13 7H15V9H14ZM16 7H19V8H16ZM151 7H152V6H151ZM173 7H174V8H173ZM224 7H225V8H224ZM226 7H227V8H226ZM230 7H231V8H230ZM25 8H24V9H25ZM32 8H33V9H32ZM38 8H39V9H38ZM96 8H98V7H96ZM210 8L207 9V12H208V10H210ZM213 8H214V7H213ZM213 8H212V9H213ZM229 8H230V9H229ZM13 9H14L15 11H14ZM81 9H83V8H81ZM142 9H143V8H142ZM171 9H172V10H171ZM202 9H203V10H202ZM18 10H17V11H18ZM32 10H33V11H32ZM35 10H36V11L38 10V12H36ZM144 10H145V9H144ZM166 10H167V9H166ZM186 10H187V9H185V11H186ZM191 10H193L194 13L190 12ZM213 10H214V9H213ZM216 10H217V9H216ZM45 11H46V12H45ZM47 11H48V12H47ZM95 11L102 12V10H100V9H99V10H98V9L96 10V9L94 8V13H95ZM129 11H130V10H127L126 12L129 13ZM149 11H151V10H149ZM172 11H173V12H172ZM185 11H181L182 14H183V12H184V14L186 15ZM195 11H196V12H195ZM13 12H11V14H12ZM33 12H34V13H33ZM99 12H96L97 14L95 13V17L99 14V15L97 16V19H99L98 17H101V18L99 19V20H100L99 23H101L102 20L105 21V19H106V21L108 22L109 19H107L108 17L105 15V13L102 12L103 14H101V13H99ZM147 12H148V9H147ZM177 12H178V13H177ZM181 12H180V13H181ZM231 12H232V13H231ZM8 13H9V14H8ZM49 13H50V12H49ZM124 13H125V12H124ZM128 13H126V14H128ZM229 13H231V17H230V15H228ZM15 14H14V15H15ZM130 14H131V13H130ZM200 14H197V15L200 16ZM225 14L228 15L229 17H228V16H225ZM37 15H38V16H37ZM133 15H134V14H133ZM157 15H158V14H157ZM177 15H178L179 17H178ZM215 15H216V14H215ZM104 16H106V17L103 18ZM131 16H132V14H131ZM134 16H135V15H134ZM171 16H170V18H171ZM182 16H183V15H182ZM186 16H187V15H186ZM192 16H190V18H191ZM199 16H198V17H199ZM206 16H205V17H206ZM9 17H10V19H11V16H9ZM34 17H35V18H34ZM36 17H37V18H36ZM132 17H133V16H132ZM132 17H131V18H132ZM184 17H185V16H184ZM193 17H194V18H192V19H195V21H196V19H197V21L202 20V18H200L201 16H200L199 18H198V17L196 18L195 16H193ZM205 17H204V20H205V19L207 20L208 17H207V18H205ZM227 17H228V18H227ZM3 18H5V19L3 20ZM135 18H136V21H137V23H135V24H136V25H137V24H140V25L143 27V30L145 31V35H148V36L146 37V39H153V40H154V39H157V38H155L157 35H156L155 33H153V32H155V30H154V27H153L154 24H153V23H152L153 25L151 24L152 19H149V20H150V21H149V20H147L146 18H142V17H141L142 19L139 18V17H135ZM135 18H133V19H135ZM137 18H138V19H137ZM175 18H174V19H175ZM182 18H183V17H182ZM186 18H189V17H185V18H183V19H186ZM190 18H189V19H190ZM211 18L209 17L208 19H211ZM33 19H36L38 22H36V20L34 21ZM40 19H41V20H40ZM174 19H171L170 22L173 23L174 21H172V20H174ZM183 19H182V21H183ZM214 19L216 20L215 16H214ZM214 19H212V22H213ZM218 19H219V21H222L220 18H217V20H218ZM260 19H261V18H260ZM263 19H264V18H263ZM39 20H40V21H39ZM139 20H140V21H139ZM215 20H214V21H215ZM225 20H224V21H225ZM257 20H258L257 18H256V20H255V18H254V23H253V24H255V23L257 22V23L259 24V25L256 26V28H255L256 30L258 29V28H257L258 26H259V27H260V25H261V27L264 26V25L262 24V23H264L263 20H261V22H262L261 24L259 23L260 20H258L259 22H258ZM46 21H47V22H46ZM146 21H147V22H146ZM178 21H179V20H178ZM178 21H177V22H178ZM182 21H180V22H182ZM197 21H196V24L194 25L196 28H198V27H197V24H198ZM224 21H223V22H224ZM48 22H49V23H48ZM51 22H52V20H51ZM148 22H149V24H148ZM199 22H200V21H199ZM205 22H208V24H210V21H209V20H208V21H205ZM205 22H204V24H207V23H205ZM212 22H211V23H212ZM216 22H217V21H215L214 24H213V23H212V24H213L216 28H218L219 24L222 23V22H220V23L217 22L218 25H217ZM36 23H38V24L35 25ZM45 23H46V24H45ZM52 23H53V22H52ZM103 23H104L103 26L105 27V23H106V22H103ZM103 23H102V24H103ZM143 23H144V24H143ZM172 23H171V24H172ZM174 23H175V22H174ZM174 23H173L172 25H174ZM194 23H195V22H194ZM200 23H201V22H200ZM200 23H199V24H200ZM257 23H256V24H257ZM43 24H41L42 27H44ZM102 24H99V25H102ZM108 24H109V22L106 23L107 26H108ZM142 24H143V25H142ZM146 24H147V25H146ZM182 24H183V23H181V25H182ZM199 24H198V26H199ZM201 24H203V20H202V23H201ZM204 24H203V25H204ZM212 24H210V25H212ZM215 24H216L217 26H216ZM34 25H35V26H34ZM176 25H178L177 28H182V27H183V25H182V26L180 25V27H179V24H178V23H176V24L174 25V27H175ZM200 26H201V25H200ZM147 27H148V29H146ZM195 27H194V28H195ZM210 27H212V26H210ZM261 27H260V30H259V29L257 30L259 34H260V31H262V32L264 33V30H261V29H262ZM29 28H30V26H29ZM37 28H36V29H37ZM105 28H106V27H105ZM192 28H193V27H191L190 31H188V32H190V33H191V31H192V40L194 41V38H197V37H198L197 39H195V43H193L192 45L199 44V41L201 40V39H200V40L198 41V39L200 38V37H199L200 35L198 34L199 36H196V35H197V34L195 35L196 31H195V29L192 30ZM212 28H213V27H212ZM216 28H215V29L213 28V30H210V32L213 31V33H214V32H216V31H218ZM2 29H4V27H2ZM36 29H35V30H36ZM152 29H153V30H152ZM175 29H176V27H175ZM30 30H32V28H31ZM33 30H34V29H33ZM33 30L31 31V35L34 34V33H33V32H34ZM151 30H152V32H151ZM179 30H180L179 33L181 34V29H179ZM27 31H29V29L26 30V32H27ZM193 31H195V33H194ZM45 32H47V31H44V33H45ZM148 32H150L151 34L148 33ZM197 32H198V31H197ZM220 32H221V31H220ZM220 32H218V33H220ZM42 34H43V33H42ZM187 34H188L189 36L191 35V34H189V33H187ZM209 34H210V33H209ZM223 34H224V33L221 32L220 34H217V35H223ZM15 35H16V34H15ZM15 35L13 36V39L15 38V40H16V38H17V39L19 38V40H20V38H21L22 40H20L19 42L22 41V42H21L22 44H25V45H26V44H29V45H30V42H31L32 39L29 40V39L27 38V40H26L27 42H26V41L24 40L26 37H23V38H24V39H23L21 36H18V35H17L18 37H17V36L15 37ZM47 35H48V37H49V34H48V33H46V34H44V35H42V36H47ZM149 35H151V37H150ZM177 35H178V34H177ZM188 35H187V36H188ZM211 35H212V34H211ZM211 35H210V36H211ZM224 35H225V34H224ZM39 36H40V34H39ZM154 36H155V37H154ZM163 36H166V37H167V35H163ZM189 36H188V37H189ZM194 36H196V37H194ZM257 36H258V35H257ZM260 36H261V34H260ZM149 37H150V38H149ZM152 37H153V38H152ZM168 37H169V36H168ZM168 37H167V38H168ZM185 37H186V36H185ZM216 37H218V36H216ZM262 37H264V36H262ZM262 37H261V38H262ZM11 38H12V37H11ZM41 38H42V37H41ZM41 38L39 37V39H41ZM167 38H166V39H167ZM177 38H178V37H177ZM189 38H191V37H189ZM201 38H204V37L201 36ZM205 38H206V37H205ZM205 38H204V39H205ZM208 38H209V36H208ZM224 38H225V37H224ZM224 38H223L222 36H221V38L218 37V41H217V42H221L222 40H224ZM166 39H165V40H166ZM168 39H169V38H168ZM185 39L187 40V37H186ZM185 39L183 40V42L186 41ZM210 39H212V36L210 37ZM219 39H220L221 41H220ZM158 40H159V39H158ZM162 40H163V39H162ZM165 40H163V41H165ZM177 40H178V39H177ZM192 40H190V41H192ZM196 40H197L198 43H196ZM202 40H203V39H202ZM202 40H201V41H202ZM17 41H18V40H17ZM24 41H25V43H24ZM154 41L156 42L157 40H154ZM166 41H167V40H166ZM175 41H176V40H175ZM193 41H192V42H193ZM203 41H204V40H203ZM203 41L201 42L202 45H201V44H200V45L202 46L201 48H204V49L206 50V51H205V50L203 49L206 53H205V52L199 47L200 45L198 46V47L200 48V50H199L198 53H195V52L198 50V48H197V50H196L195 52H193V53H191V54L189 53V50H187L188 52H186L187 54L189 53V56L192 55L193 58L196 57V62H194L195 60H193L194 63H198V62H197V61H198V60H197V58H198L197 56L200 55L199 53H204V54H206V55H207V53H208V56L210 55L209 53H211V56H209V57H211V59H212L213 57H215V58H213V60H214V59L217 60V58H218V60H217L218 63H221L223 59H225V58L228 57V56H226V57L223 56L224 58H223V57H220V56H221V55H220V54H221L220 52H222L223 49H222L220 52H219V50H218V51H215V50H216L215 48H211V51H209V49L207 50V48H209L208 41H210V40H208V41L206 40L204 43H203ZM226 41H227V40H226ZM226 41H223V44H225ZM157 42H158V41H157ZM160 42H161V41L159 40L158 44H159ZM169 42H170V41H168V43H167L168 45H169ZM177 42H178V41H177ZM186 42H188V40H187ZM206 42H207V43H206ZM161 43H163V42H161ZM175 43H176V42H175ZM209 43H210V42H209ZM167 44H166V45H167ZM186 44H187V43H186ZM188 44H191V43L189 42ZM188 44H187V45H188ZM203 44H204V45H203ZM217 44H218V45H221L220 43H217ZM217 44H216V45H217ZM262 44H263V43H262ZM262 44H261V45H262ZM32 45H34L33 40H32ZM164 45H165V43L162 44V45L159 44V50H160V46H161V47H166V46H164ZM263 45H264V44H263ZM195 46H197V45H195ZM203 46H204V47H203ZM222 46H223V45H222ZM258 46L260 47V45H258ZM258 46H257V47H258ZM31 47H32V46H31ZM137 47H139V48L137 49ZM137 47H135L136 49H134V51H135V50H140V49H142V48L144 47V44L141 45V46H137ZM263 47H264V46H263ZM219 48H221V46H219ZM252 48H255V47H252ZM261 48H262V47H260V48H255L256 50H259V49H260L259 51H256V50H255V52H253V51L251 52L250 50H252V49H250V50H249L250 53L248 52V54L251 55V53H252V55H253V54L255 53L254 56H256V57L258 56V53H259V52H260V54H261V53L264 54V51L261 52V50H262ZM161 49H162V48H161ZM163 49H165V48H163ZM195 49H196V48H195ZM195 49H191V50L193 51V50H195ZM212 49L214 50V52H218L219 55L216 53V54H217V56H216V54H214V52L212 51ZM233 49H234V48H233ZM233 49H231L229 52H225V51H224V52H225V53H228L227 55H231V57H232V56L234 57V53H236V51H234V53H233V52H232ZM132 50H133V49H132ZM166 50H167V49H165V50H163V51H166ZM253 50H254V49H253ZM263 50H264V49H263ZM32 51H33V50H31V52H32ZM143 51H144V53H145V52H147V51H149V50L146 51V49H144ZM143 51H140V52H143ZM160 51H161V50H160ZM160 51H159V52H160ZM192 51H190V52H192ZM200 51H201V52H200ZM202 51H203V52H202ZM45 52L48 53V54L46 53L48 56L45 54ZM45 52H44V54H43V56H45L44 59H46V56H47V58L49 59V55L51 56V54H53V52L49 53L48 50H47V51L45 50ZM138 52H139V51H138ZM159 52H158V53H159ZM169 52H170V51H169ZM169 52H168V54H167L168 56L165 55V58H164L165 61H164V62H167V63H168V60L166 61V58H171V56H172V58L174 57V56H173V55H174L173 53H170V54H173V55H170V57H169ZM230 52H232V53H230ZM256 52H257V55H256ZM136 53H137V52H136ZM160 53H161V56L164 55V53H163L162 51H161ZM166 53H167V52H166ZM177 53H178V52H177ZM212 53H213V54H212ZM225 53H222V54L224 55ZM229 53H230V54H229ZM149 54H150V55L147 54V56H148V57L150 56L151 58H152V56L154 55V54L151 55V51L149 52ZM187 54H186V55H187ZM193 54L195 55V57H194ZM197 54H198V55H197ZM145 55H146V53H145ZM175 55H176V54H175ZM196 55H197V56H196ZM206 55H205V56H206ZM225 55H226V54H225ZM236 55H237V53H236ZM158 56H159V54H158ZM166 56H167V57H166ZM201 56H202V54L200 55V57H201ZM205 56L203 55L204 58H207V57H205ZM260 56H261V58L263 57V59H264V55H260ZM162 57H164V56H162ZM179 57H180V56H179ZM209 57H208L207 60H209ZM219 57H220V58H219ZM248 57H250V56H248ZM134 58H135V57H134ZM151 58H148V59H150L149 61H151ZM158 58H159V57H158ZM187 58H189V57H187ZM187 58L185 59V62H186ZM251 58H252V60L255 61V59H254L253 57H251ZM251 58H250L249 60H250L251 65H252V64H253V63H252L253 61H251ZM261 58L258 56V59L261 60ZM42 59H43V58H42ZM131 59H132V58H131ZM190 59H191V58H190ZM202 59H203V58H202ZM211 59H210V61H212ZM219 59L221 60V62L219 61ZM227 59H230V60H231L232 58H229V57H228ZM227 59H225L223 62H227V61H228ZM263 59H262V60H263ZM134 60H135V59H134ZM156 60H157V59H156ZM156 60H155V61H156ZM188 60H189V59H188ZM191 60H192V59H191ZM191 60H189V62L187 61V62L189 63V65H190V61H191ZM200 60H201V59H200ZM200 60H199V61H200ZM256 60H257V58H256ZM39 61H40V59H39ZM46 61H47V60H46ZM135 61H136V60H135ZM147 61H148V60H146V65H145V67H147V65L150 64V62H149V61L147 62ZM169 61L171 62V59H170ZM180 61H181V59L179 60V62H180ZM40 62H42V61H40ZM43 62H44V61H43ZM131 62H132V61H131ZM153 62H154V57H153V60H152L151 64L147 67L148 70H146L147 68L144 69V66H142L143 69H142V67L140 68V70H142L143 72L147 73V74H146L147 76L145 75V73H142V74H144V75H142L141 73H139V72H141V71H139V70L137 69V70H138V71H137V72H138V75L141 74V76L143 77V79L146 78V80H147L148 82H151L150 84H152V86H153V84H155V83L157 84V80H155V78H157V76H158L159 73H160V72H159V71H160V68H159V69L157 68V69H158V72H159V73L157 74V76L154 74V72H157V70L154 71V72L152 71V70L154 69L152 65H154L155 69H156V67H158V65L156 66V63H153ZM157 62H158V61H157ZM170 62H169L168 64H166V66L168 65L167 70H165L166 68L163 67L165 71H164L163 69H162L163 71H161L162 73H163V72H164V73L166 72L165 75H167L168 72H169V70H170V67H172L173 65H174V67H175V68H174V67L171 68V69H172V72H171V70H170V72H169V73H171V74L174 73V75H172L173 77L171 76V74L169 75V76H171V80H169L170 77L167 76V78H169V79H168L169 81H167V86L164 85V84H162L163 86H162V88H161V87H160L161 84L159 85V83H158L159 86L155 84V86H157L158 88L160 87L161 89H163V88L165 89V86H166V87H167V88H166L167 90H163V91H168V92H167L168 94H169V90L172 89V90H170V91H171L170 93H172V92L174 93V94L172 93L171 95H172V98L174 97L173 100H175V101H174V104H172L171 106H170V105H167V107H169V108H166V104H168L169 101L172 99L170 94H169V95L167 94L168 97L171 98V99H169L168 102H167L168 97H167V98L164 97V99H161V100H165V98H166V101L164 102V101H161V100H160V101L157 100V101H156V103L158 104V106H157L156 103H155V105H154L151 101H150V102H151L152 104H151L150 102H148L149 100L146 101L148 98H147V99L145 98V97H146V96H145L146 94L144 93L145 91L142 92L143 90L141 89V90H142V91H141V90L139 89L140 87L138 88V90H139L141 93H140L139 91L135 90V89H137L136 86H138V85H135V82H134V81H132V82L134 83V84H133V83H132V84L135 85L136 88H135L134 86H131V85L129 84L130 86H128V89H125L124 87L127 86V83H125V79H122V78L126 77L125 74H126L127 76H129L128 74H130V71H129V70H125L126 72L124 71L123 73L121 72V74H120V75H123L122 78H121L120 75L118 76V77L121 78L122 82L124 81V83H120V82H121V81H120V78H118L117 80H119V84H121V85L117 84L118 86H116V85L113 84L115 87H117V89H115V87H114V89H115V91H116V92H115V95H114V96L112 95V96H113V97H111L112 100L110 99V101H109V102L111 103V105H110V106L108 105V107H110V108L107 107L106 110L104 111V112H105L104 114H105V115H108V114H110V113H114L115 110H113V109H115V105L117 104L116 107H118L119 102H120L122 99H123V100L126 99V96H125V95H128V94H127V90H128L130 93H129V95L127 96V97H128L127 101H128V100H129L128 102L132 101L133 105H132V103H130L131 105L127 103V106H128V105L132 106V107H130L131 109H129V106H128L127 109H129L130 111L132 110V111H131V116L134 115V117H135V118H134V117L132 116V118H131V120L134 119V120H133L134 122H132V123H133V127H134V126H135V127H137V126H139V127L142 126V127H143V125L145 124V128H146V127L148 126V125L146 124V122H147L149 125H150V123H151V127H152V125H154V127H155V125L158 123V125H156V127H157V126H159V125L161 126V124L163 123V121L166 122L167 120H165V119L168 118V122H172V120H175V117H176V120H175V121H177V123H176L175 121H173L175 124H173V123L171 124V123H170L169 125H167V124H165V122L163 123V126H164V124H165V127H166V126H167V127H170V125H171V127L168 128L169 130H168V129H165L164 127H163V128H164L165 130H162V126H161V127H157L156 130H158V128L161 129L162 132H161V133L159 132V134H161V135H162L163 133L165 134V132H166L167 130H168V131H171V132L173 131V129H176V131L178 130L177 133H178V134H182L181 137H180V135L178 136L177 133H175L176 135L173 134V132H176V131H173V132H172L173 135H171V133H169V134H170V136H172V138H173V137H174V138H173L172 140H169V139L171 138V137L169 136V138H166L164 144L167 145L166 141H168V140L171 141L170 143L168 142V146H170V144H171L172 142H175V146L178 145V144L181 142V144H179V145H181V146L178 147L179 153H177L176 151H173V152H172V153L175 152V153L173 154V158H176V157H174V155L177 153V158L180 159V160L178 159L179 162H180L181 160H183V162H185V161L189 162V163H186V162H185L186 164H184V166H186V168H188V169H189L190 167H191V169L194 168L193 171H196L195 174H197V173L199 172V173L197 174V176H200L201 178L205 179V181H206V180L208 181L209 179H206L205 175L202 176L203 173H201V172H204V171H202L204 167L201 168V167H202L201 165H203V164L200 163L201 160L198 158L199 156L197 157V158L199 159V162L196 164V161H195V160H196V159H195L196 157H195L193 154L190 155L189 153H192V149H193V147H196L197 145H199V146L202 145V144H203V141H205V143H207L206 141H207L208 138L206 139V137L209 136V135H207L206 137H204V136H205L206 131L208 130L207 127L210 126V124H211V123H209V125H207V124H208L207 122H209V121L211 122V120H210V118H207L209 114H208V115L205 114V115L207 116V117H206L207 119H204V118H203V120H205V121L207 120L206 123H205V124L207 125V127L205 126V127H202V128L199 126V125H201L200 123H199V125H198L199 127L197 126V123H198V121H197V122H196V126H197V127L199 128V130H200L199 133H198V129L195 128L196 126H195V124H194L195 121L197 120L198 116H197V114H196V115L193 114L194 111H193L192 109H194V107L191 109V106H192V105L195 106V105H196V102H197V101L199 102L200 98H196V99H199V100H197V101L195 102V104H192V101H193V102L195 101V99H194L195 97H193L194 95L191 96V98L188 96V97H189V98H188V97L183 96V95L181 94V91L186 87V83H185V82H184V83L182 82V79H181L182 77L179 78V75L181 74V72L183 73V71H182L181 69H183L182 67L184 66L183 64H184L185 62H183V61H181L182 63L180 62V65L182 64V65H181L182 67L178 64V67L181 68V69H178V68H177V70H179V71L181 70L180 73H177L178 75H177L175 72H173V69L175 70L176 67H177V66H176L177 63H175V61H173L175 64L172 65ZM173 62H172V63H173ZM187 62H186V63H187ZM193 62H191V63H193ZM214 62L216 63V61H214ZM223 62H222V63H223ZM228 62H229V61H228ZM228 62H227V63H228ZM136 63H137V62H136ZM144 63H145V62H144ZM152 63H153V64H152ZM186 63H185V65L188 64V63H187V64H186ZM201 63H202V61H201ZM218 63H217V64H214V66H218ZM138 64H139V63H137L136 65H138ZM228 64H229V63H228ZM32 65H33V63H32ZM142 65H144V64H142ZM169 65H170V66H169ZM171 65H172V66H171ZM192 65H194V67H196L195 64H192ZM197 65H198V64H197ZM199 65H200V67H201V64H199ZM199 65H198V66H199ZM202 65H203V64H202ZM220 65H221V64H220ZM224 65H225V64H224ZM224 65L219 66L220 69H219L218 67H217V68L214 67V68H215V69H214V68H213V62H212V65H211L212 68L209 69V70H211V73H215V70H217L218 73H219V70H222L223 68L225 69ZM198 66H197V67H198ZM184 67H185V66H184ZM186 67H187V66H186ZM190 67H193V66H190ZM190 67H189V68H190ZM200 67H198V69H196V68H192V70H193V69H194V70L196 69V70H198V72H199V71H201V69L199 70ZM222 67H223V68H222ZM138 68H139V66H138ZM149 68H150V69H149ZM161 68H162V67H161ZM201 68H203V67H201ZM204 68H205V67H204ZM221 68H222V69H221ZM226 68H227V66H226ZM218 69H219V70H218ZM224 69H223V70H224ZM177 70H176V72H179V71H177ZM183 70H184V69H183ZM192 70H190V71L192 72ZM128 71H129V72H128ZM167 71H168V72H167ZM204 71H205V69H204ZM207 71H208V68H207ZM213 71H214V72H213ZM135 72H136V70H135ZM195 72H196V71H193V74H192L194 78H196V77H195V75H196ZM201 72L203 73V71H201ZM201 72H200V73H201ZM151 73H153V74H151ZM162 73H161V74H162ZM196 73H197V72H196ZM200 73H199V74H200ZM204 73H205V72H204ZM204 73H203V74H204ZM211 73H209L210 76L212 75ZM218 73L216 72V74H214L213 77H216V75H217V76H218V75L221 76V74H218ZM220 73H222V72L220 71ZM134 74H136V73H133L131 76L128 77L129 82L131 81V80H130L131 77H133V76L135 77V76H136V75H134ZM197 74H198V73H197ZM260 74H261V73H260ZM150 75H151V76H150ZM154 75H155L156 77H155ZM165 75H162V79L164 78L163 76H165ZM246 75H247V74H246ZM261 75H262V74H261ZM139 76H140V75H139ZM145 76H146V77H145ZM160 76H161V75H160ZM160 76H159L158 78H160ZM176 76H177V77H176ZM196 76H199V75H196ZM207 76H209V75H206V74H205L204 77L206 78ZM210 76H209V77H210ZM220 76H219V78H218L219 80H220ZM165 77H166V76H165ZM204 77H203V78H204ZM213 77H212V78H213ZM262 77H263V75H262ZM262 77H261V79H262ZM138 78H140V77H138ZM152 78H153V79H152ZM203 78H202V79H203ZM212 78H211L210 80H207V79H209V78L207 77L206 80L209 81V83H211V82H212L211 80H214V79H212ZM241 78H244V77L242 76ZM258 78H260V76H259ZM148 79H150V80H148ZM162 79H161V80H162ZM165 79H166V78H165ZM134 80H135V78H134ZM166 80H167V79H166ZM177 80H178V81H177ZM262 80H264V79H262ZM33 81H35V80L33 79ZM38 81H39V80H38ZM126 81H127V80H126ZM154 81H155V82H154ZM162 81H163V83H164L165 80H162ZM173 81H174V82H173ZM183 81H184V80H183ZM200 81H201V80H200ZM207 81L204 80V82H206L205 84H204V82H203V85H204L205 87H203L202 90H204V91H208V90H205V89H206V84L208 83ZM237 81H238V79H237ZM241 81H242V80H241ZM116 82H118V81H116ZM116 82H114V83L116 84ZM153 82H154V83H153ZM181 82H182L183 84H185V87H184L183 89H181V91H180V94H181V95H180V97H179V94H177V93H179V90H180V88H181V87H180ZM201 82H202V81H201ZM201 82H200V83L198 82V83H196L195 85L201 84ZM232 82H233V81H232ZM232 82L230 81V85H231ZM37 83H38V82H37ZM37 83H36V84H37ZM130 83H131V82H130ZM168 83L171 84V87L168 85ZM213 83H214V82H213ZM36 84H33L34 87L36 86ZM123 84H124V85L126 84V85L123 86L122 88H121V87L119 88V86H122ZM150 84H149V85H150ZM165 84H166V83H165ZM215 84H216V83H215ZM208 85H209V84H208ZM211 85H212V84H211ZM211 85H209V86L211 87ZM213 85H214V84H213ZM213 85H212V86H213ZM228 85H229V82L227 83V86H228ZM230 85H229V86H230ZM232 85H234V84L232 83ZM232 85H231V86H232ZM150 86H151V85H150ZM177 86H179V87H177ZM182 86H184V85H182ZM200 86H201V85H200ZM217 86H218V84H217ZM217 86H215V87H217ZM130 87H131V88H130ZM132 87H134V89H133ZM147 87H148V86H147ZM118 88H119V89H118ZM129 88H130V90H129ZM151 88H152V87H151ZM160 88H159V89H160ZM196 88H197V87H196ZM196 88H195V89H196ZM198 88H199V90H200L199 85H198ZM198 88H197L196 90H198ZM204 88H205V89H204ZM207 88L209 89V87H207ZM212 88H213V87H212ZM124 89L126 90V94H124V93H125ZM131 89H132V90H131ZM153 89H154V88H153ZM168 89H169V90H168ZM176 89H177L178 91H177ZM210 89H211V88H210ZM213 89H214V88H213ZM120 90H122V91H120ZM144 90H145V89H144ZM184 90H185V89H184ZM186 90H188V89H186ZM186 90H185V91H186ZM202 90H201V91H202ZM113 91H114V90H113ZM133 91H134V92H133ZM135 91H137V92H135ZM161 91H162V90H161ZM118 92H119V93H118ZM120 92H121V93L124 92V93L122 94L123 97H122L121 95H119V94H121ZM138 92H139L142 96H141L140 94H138ZM182 92H183V91H182ZM197 92H198V91H197ZM135 93L138 95V96L136 95V97H139L138 99H137L136 97H134V94H135ZM163 93H165V92H163ZM183 93H184V92H183ZM259 93H260V91H259ZM261 93H262V92H261ZM143 94H144V96H143ZM118 95H119L120 97H119ZM139 95H140V96H139ZM165 95H166V94H165ZM175 96L177 97L176 99H175ZM197 96H198V95H197ZM121 97H122V99H121ZM129 97H130V99H129ZM131 97H132V98H131ZM133 97H134L135 99H137V100H135ZM162 97H163V96H162ZM192 97H193V98H192ZM211 97H212V96H211ZM114 98H115V99H114ZM116 98H117V99H116ZM119 98H120V99H119ZM144 98H145V99H144ZM183 98H184V99H183ZM142 99H144V101H143ZM181 99H182L183 101H182ZM189 99L192 100V101H190ZM211 99H212V98H211ZM211 99H203V100L201 99L203 102L205 101V103L208 102V100H209V104H211V105H208V106H207V105H204V103L202 104V101H200V103L202 104V105H200L201 107H202L203 105H204V107H205V106L207 107V108L205 107V109H204L203 107H202V108L200 107V109H201V111H202V114H204V113H206V112H207V113L211 112V111L209 110V109H210L209 106H211V110L214 109V108H212V107H216V106H217V105H213V106H212V103H210V102H211L213 99H214V100L217 99V102H216V104H217V103H218V98H214V97H213V99H212V100H211ZM114 100H115V101H114ZM117 100H118V101H117ZM123 100H122V101H123ZM139 100H140V102L142 101V102H141L142 105H143V102H144V107H145L146 109H145L144 107H142L140 103H137V104H140V105L137 106L138 108L134 106V104H136V102L139 101ZM173 100H171V101H173ZM176 100H177V101H176ZM186 100H187V102H186ZM210 100H211V101H210ZM219 100H220V99H219ZM124 101H125V100H124ZM135 101H136V102H135ZM178 101H179V102H178ZM215 101H216V100H215ZM215 101H214V102H215ZM109 102H108V104H110ZM115 102H116V103H115ZM163 102H164V103H163ZM166 102H167V103H166ZM176 102H178V104H177ZM180 102H181V103H180ZM190 102H191V103H190ZM219 102H221V101H219ZM146 103H147V104H146ZM159 103L162 104V106L165 107V108H163L162 106H161V108H160V107H159V106H160ZM172 103H173V102H172ZM179 103H180V104H179ZM185 103H186V104H185ZM200 103H199V104H200ZM113 104H114V105H113ZM145 104H146V105H145ZM148 104H149V105H148ZM169 104H170V103H169ZM188 104H189V105H188ZM191 104H192V105H191ZM199 104H197V105H199ZM221 104H223V103H221ZM153 105H154V106H157V107L159 108V110H158V108H157L158 111H154L156 107L153 108V107H154ZM175 105H176V106H175ZM179 105H181L182 108H181V106H179ZM187 105H188V106H187ZM190 105H191V106H190ZM197 105H196V107H197ZM219 105H220V104H219ZM127 106H126V107H127ZM139 106H141L142 108L139 107ZM148 106H149V107H148ZM172 106H174L175 108H178V109H175L174 112H173L172 109H174V107L171 109ZM177 106H178V107H177ZM185 106H186V107H185ZM111 107H112V108H111ZM133 107H134L135 109H137V112H139V108H140V110L142 109L143 111H140V115H136L137 113H135L136 111H135V112L133 111V109H132ZM151 107H152L153 109H152ZM198 107H199V106H198ZM187 108H188V109H187ZM107 109H110V110L112 109L113 111L111 110V112H110V110H109V112H107V111H108ZM144 109H145V110H144ZM161 109H163V110L165 109V110H164V111H163V110L161 111ZM168 109H169V110L171 109V110L169 111ZM182 109H184L185 111L182 110ZM189 109L193 111V112L190 111V114H193V115L196 116V117L194 116L195 118H193V122H194V123L191 122V118H190L191 116L188 117V115L186 114L187 117L190 118V119H186V118H187L186 115H185V114H182L183 111H184V113H185L186 110H187V112H188ZM197 109H198V108H197ZM197 109L195 108L194 110L197 111ZM200 109L198 110L199 112H200ZM202 109H203V110H202ZM207 109H208V110H207ZM129 110H127V111H129ZM166 110H167V111H166ZM205 110H206V111H205ZM116 111H117V110H116ZM130 111L128 112L129 114H130ZM152 111H153V112H152ZM160 111H161V113H160ZM175 111H176V112H175ZM181 111H182V113L180 114ZM198 111H197V113H199ZM141 112H142V114H143V112H144V114L142 115ZM146 112H147V113H146ZM148 112H149V113H148ZM154 112H155V113H154ZM162 112H163V114H162ZM134 113H135V114H134ZM158 113L162 114V115H159V116H163V115H164V120H163L162 117H161V118L159 117L161 122H160V121L158 120V118H157V117H158ZM172 113H173V114H172ZM174 113H175V115H174ZM176 113H177V114H176ZM195 113H196V112H195ZM211 113H212V112H211ZM114 114H115V113H114ZM114 114H110V115L113 116ZM129 114H128V116H130ZM146 114H148V115H146ZM150 114H151V115H150ZM190 114H189V115H190ZM260 114L262 115V113H260ZM102 115H103V113H102ZM115 115H116V114H115ZM154 115H155V116H154ZM167 115H168V116H167ZM171 115H172L173 117H172ZM179 115H180V117H181V115H185V116H184V120H185L184 122H183V121L180 122V119H181V118L183 119V117L180 118ZM198 115H199V114H198ZM205 115H203V116L205 117ZM257 115H258V114H257ZM261 115H260V116H261ZM79 116H81V115L79 114ZM83 116H84V115H83ZM87 116H88V115H87ZM103 116H104V115H103ZM117 116H118V118L120 117V115H117ZM124 116H125V115H124ZM131 116H130V117H131ZM136 116H137V117H136ZM138 116H140V117H138ZM141 116H142V117H141ZM165 116H166V117H165ZM177 116H178V117H177ZM200 116H201V114H200ZM200 116H199V118L202 117V116H201V117H200ZM260 116H256V117L258 118V117H260ZM263 116H264V115H263ZM88 117H89V116H88ZM88 117H87V118H86V117H83V120H84V119H85V120L88 119V122H87V120H86V121H85V120H84V121L82 120V121H81V122L83 123V124H81L82 127H84L85 125L88 126V124L91 123V121H89V118H88ZM126 117H127V116H126ZM130 117H129V118H130ZM209 117H210V115H209ZM211 117H212V116H211ZM138 118H139V119H138ZM145 118H146V119H147V118L150 119L151 122H150L149 120H147L146 122H144V121L146 120ZM169 118H170V119H169ZM178 118H180L179 121H178ZM199 118H198V119H199ZM263 118H264V117H263ZM263 118L260 117L258 120L261 121V119H263ZM81 119H82V117H81ZM116 119H117V117H116ZM142 119H144V120L142 121ZM155 119H156L157 121H156ZM171 119H172V120H171ZM182 119H181V120H182ZM195 119H196V120H195ZM117 120H118V119H117ZM139 120H140V122H139ZM154 120H155V121H154ZM162 120H163V121H162ZM189 120H190V122H188ZM203 120L201 121V122L203 123L202 125H205V124H204L205 121H203ZM208 120H209V121H208ZM135 121H136V122H135ZM158 121H159V122H158ZM262 121H263V120H262ZM262 121L259 122V123H260V124H261V123H264V121H263V122H262ZM89 122H90V123H89ZM115 122H116V121H115ZM115 122H114L113 124L117 125L118 122H117V124H116ZM143 122H144V124H143ZM153 122L156 123V124H154ZM179 122H180L181 125L179 124ZM86 123H87V124H86ZM135 123H136V124H135ZM140 123H142L141 126H140ZM166 123H167V122H166ZM186 123H187V124H186ZM192 123H193V124H192ZM134 124H135V125H134ZM177 124H178V125H177ZM188 124H190V125L192 124L193 126L190 127V125H188ZM83 125H84V126H83ZM136 125H137V126H136ZM146 125H147V126H146ZM174 125H175V126H174ZM202 125H201V126H202ZM87 126H85L86 128H84V129H87V128H88ZM103 126H105V125H103V124L99 125V128L102 127L101 129H103V131H101V129H98V126H96L97 131L99 130V131L97 132V131L95 130L96 128H95L93 125H92V126L89 125V127H92V129L95 128V129H94V132H95V133L93 132V130H92L91 128H89V129L92 130V131H90L89 129H88V131H87V134H88V135H86V130H85V133H84V134H82L83 131H81V133H79V134H81V135H80V139H81V136L84 137V135H85V137L87 136V137H86L87 139L85 138V139H86V140H84L85 142L83 141V143H85V145H83V143H82V139H81L80 142H81L82 146L80 147V149H77L78 154H77V152H76V153L74 152V149H76V148H74V146H72L71 143H70L71 146H69L68 144L66 145L67 141L64 140L66 143L64 142V143H65V146H62V147H63V149H64L65 151H64V152L62 151V153H65V154H66V153L68 152V153H67L68 155H65V156L63 155L64 160L67 161L66 159H68V158L70 157V158H69L70 161L68 160L67 162H65V161L63 160L65 163H62V161H61V164H62V165L60 164V161H59V164H60L59 167H60L62 170L64 169V175L67 173V170H68V168L70 167V165H71V167H70L69 169H71V170H68V173L71 172L73 175H76V176L78 177V174H77V173L75 174V172L80 171V172H82V173H84V172H86V173H87V172H88V173H91L92 170H94V169H96V168L98 167L97 165L101 164V160H103L104 157L102 156V157H103V158H102V157L99 156V155L97 156V154L95 153V151H96L95 149L100 148V146H99L100 143H101V144L104 143V141H106L107 138L109 137V136H108L109 133H112V131L109 129L108 126H107L108 128H107V127L105 128V127H103ZM131 126H132V125H131ZM194 126H195V127H194ZM258 126H259V125H258ZM258 126H257V127H258ZM261 126L263 127L262 129H261ZM261 126H259L260 129H259V128L257 129L259 132H260V131L262 132V131L264 130V125L262 124ZM46 127H47V128L45 129V130H46L45 132L47 133V135H49V132L52 133V131H50L51 129H49L48 126H46ZM50 127H51V126H50ZM133 127H132V129H133ZM135 127H134V128H135ZM139 127H137V128H138V129H141V128H139ZM167 127H166V128H167ZM176 127H177V128H176ZM183 127H184V128H183ZM187 127H189V128H187ZM148 128H149V127H148ZM148 128H146V129H148ZM180 128H181V129H180ZM193 128H195V130H194ZM200 128H201L204 132H203ZM42 129H43V128H42ZM82 129H83V128H82ZM142 129H143V128H142ZM170 129H171V130H170ZM187 129H188V130H187ZM191 129H192L193 131H192ZM206 129H207V130H206ZM47 130H48V131H47ZM105 130H106V133H105ZM107 130H108V131H107ZM148 130H149V129H148ZM153 130H154V129H153ZM205 130H206V131H205ZM209 130H211L210 127H209ZM209 130H208V131H209ZM43 131H44V130H43ZM110 131H111V132H110ZM146 131H147V130H146ZM158 131H160V130H158ZM179 131H180V132H179ZM188 131H189V132H188ZM191 131L194 133L193 135H191V134H192ZM258 131H257V132H258ZM45 132H44V134L41 133V132H40V133L38 132L39 136H38V134H36V135H37V136H36V139H37V137H38V138L40 137V140H41V141L43 140V143H44V144L48 145V143H49V145H50V142H51V141H50L49 139H52L53 137H52V138H47V137H49V136H46V133H45ZM88 132H93V133H94L95 135H97V136H94L93 133H91V135L93 134V137H92L91 135L89 136L90 133H88ZM108 132H109V133H108ZM153 132H154V133H153ZM153 132H152V134H153L152 136H155V135H156V137H158V133L155 134V130H154ZM184 132H185V133H184ZM212 132H213V131H211V136H209V137H211V138H212ZM97 133H98V134H97ZM102 133H104V134H102ZM107 133H108V135H107ZM183 133H184V134H183ZM196 133H197V135H195ZM203 133H204V134H203ZM99 134H100V136H98ZM188 134H189V135H188ZM199 134H200V137L203 135L204 140H202L203 137H201V138L199 137ZM206 134H207V133H206ZM208 134H210V131L208 132ZM258 134L260 135V133H258ZM258 134L256 135L257 139H258V136H259ZM213 135H214V134H213ZM261 135H263V137H264V131L262 132ZM261 135H260V136H261ZM45 136H46V137H45ZM51 136H52V134H51ZM75 136H76V134H75ZM104 136H105V138H104ZM107 136H108V137H107ZM175 136H176L177 138L179 137L178 140H177V138H176ZM182 136H183L184 138L187 137V139H183ZM189 136H190V137H189ZM191 136H193V138H192ZM195 136H196V137H195ZM260 136H259V137H260ZM41 137H42V138H41ZM100 137H101V138H100ZM156 137H155V138H156ZM197 137H198V139H197ZM213 137H214V136H213ZM261 137H262V136H261ZM78 138H79V137H78ZM90 138H91V139H90ZM92 138H94L95 140H93ZM103 138H104V139H103ZM153 138H154V137H153ZM160 138H161V137H160ZM175 138H176V139H175ZM188 138H189L190 141H189V142H186V141H188ZM190 138H191V139H190ZM194 138H195V139H194ZM211 138H209V139H210L209 141H211ZM46 139H48V140H46ZM89 139H90V140H89ZM99 139H100V140H99ZM167 139H168V140H167ZM174 139H175V140H174ZM180 139H181V140H180ZM192 139H194V140H192ZM196 139H197V140H196ZM200 139H201V140H200ZM212 139H213V138H212ZM257 139H256V140H257ZM92 140H93V141H92ZM98 140H99V141H98ZM101 140H102L103 142H102ZM173 140H174V141H173ZM176 140H177L178 142H176ZM179 140H180V141H179ZM183 140H184V141H183ZM191 140H192L193 142H191ZM195 140H196V141H195ZM199 140L201 141L200 144H199ZM258 140H259V139H258ZM41 141H39V142H41ZM47 141H50V142H47ZM88 141H90V142H88ZM155 141H157V139H156ZM209 141H208L207 144H209ZM262 141H263V140H262ZM45 142H46V143H45ZM62 142H63V141H62ZM95 142H96V144H94ZM140 142H143V141H140ZM147 142H148V141H147ZM182 142H184V143L182 144ZM197 142H198V143H197ZM92 143H93V144H92ZM137 143H139V142H136V146H137ZM148 143H149V142H148ZM176 143H177V144H176ZM185 143H186V145H185ZM188 143H190L191 145L187 146ZM195 143H196V144H195ZM205 143H204V145H207V144H205ZM257 143H261V141H256V144H257ZM262 143H263V144H262ZM262 143H261V144H257V145H259V146L261 145V147H259V146L257 147V149H258V150H257V151H258V154H259V151L261 150L262 146L264 145V141H263ZM89 144H90V145H89ZM97 144H98V147H97ZM134 144H135V142L132 143V145H134ZM140 144H141V143H140ZM143 144H144V143H143ZM143 144H142V145H143ZM149 144H150V143H149ZM164 144H163V146H165ZM49 145H48V146H49ZM88 145H89V146H88ZM132 145H131V142H130V145H129L130 148L127 147V146H126L127 148L125 147L126 149H128V150H127L128 152L131 151L130 149H132L133 151H134V150L136 151L137 148H139V147L141 146V145L138 144V146H137V148H136V146H133V147H132ZM154 145H155L154 143H153V145H152V143H151V145H149V147H151V146L153 147ZM171 145H172V144H171ZM182 145H184L185 148H182V147H183ZM194 145H195V146H194ZM48 146H44V147L46 148V147H48ZM144 146H146V147H145L146 149L148 148L147 143H146V145H144ZM155 146H156V145H155ZM175 146H174V147H175ZM199 146H197V147L199 148ZM207 146H208V145H207ZM34 147H35V146H34ZM49 147H50V146H49ZM71 147H72L73 149H72ZM75 147H77V146H75ZM92 147H93V148H92ZM107 147H108V146H104V148H106L105 151H108V150H107ZM134 147H135V148H134ZM152 147H151L150 149H153ZM170 147H172V146H170ZM186 147H187V149H186ZM77 148H79V146H78ZM86 148H87V149H86ZM90 148H91V149H90ZM102 148H103V147H102ZM145 148H143V146H142V148H139V149H140L141 151H143ZM179 148L181 149V151H182L181 153H182V154H183V152H184L185 149H186V151H185L184 154H183L184 157H182V155L180 154V149H179ZM48 149H49V148H47V150H48ZM89 149H90V150H89ZM92 149H93V150H92ZM114 149H115V148H114ZM139 149H138V151H137V152H138V153H137V154H138L137 156L140 155L139 157H141V156H142V153H141V151H140ZM146 149H145V150H146ZM148 149H149V148H148ZM188 149H189V151H188ZM190 149H191V150H190ZM205 149H206V146H205ZM86 150H87L88 153L85 152ZM91 150H92V151H91ZM102 150H103V152H105L104 149H102ZM110 150H112V149H110ZM110 150H109V151H110ZM154 150H156V149L154 148L152 151H154ZM193 150L196 151V153L198 152V151H197V148H196V149L194 148ZM263 150H264V146H263ZM263 150L260 151V153L264 152ZM119 151H121V150H119ZM122 151H125V152H123V153H124L123 155H126V150L124 149V150H122ZM122 151H121V152H122ZM135 151H134V152H135ZM139 151H140L141 154H139ZM156 151H157V150H156ZM190 151H191V152H190ZM93 152H94V153H93ZM131 152H132V151H131ZM131 152H130V154H131ZM134 152H132V153H134ZM157 152H159V151H157ZM69 153H70V154H69ZM80 153H81V154H80ZM82 153H83V154H82ZM154 153H155V151H154ZM159 153H160V152H159ZM159 153H158V155L161 154V153H160V154H159ZM172 153H171V154H172ZM194 153H195V152H194ZM130 154H129V155H130ZM134 154H136V153H134ZM178 154H180V155H178ZM82 155H83V156H82ZM129 155H128V153H127L126 156H129ZM132 155H133V154H132ZM132 155H130V156H132ZM154 155H156V157L158 156L157 153L154 154ZM188 155H190L192 158H191L190 156H189V158H188ZM192 155H193V156H192ZM195 155H196V154H195ZM67 156H69V157H67ZM95 156H96V157H95ZM170 156H171V155H170ZM175 156H176V155H175ZM178 156H179V157H178ZM180 156H181V157H180ZM260 156H262V155L259 154V157H258V158L261 159L262 161L258 159V160L256 161V163L259 164L258 162H260V161L263 162V165H261L262 163L260 162V163H261L260 166H262L261 169H264V168H263V166H264V159H263V158H264V157H260ZM263 156H264V154H263ZM65 157H66V158H65ZM91 157H93V158H91ZM98 157H99V158H98ZM142 157H143V156H142ZM36 158H37V159H36V162H34V163L36 164L37 168L33 165L34 163L31 161V163H33L32 166H31L32 169H34V168H35V169H38L40 166H42L43 168L45 167V168H44V170H45V169L48 168L49 165H50V167L54 170V167L57 166V165H59L57 159H56V160H57V163H56V161H54L55 158H54V159H51V160H53L54 163H53V162H50V163H52L53 165H54V164H57V165H54V166L51 165L50 163H49L48 165H46L48 162H47V163L44 162V163H46V164H44V163H43L44 160H42L43 158L41 157V155H39V157H38V155H37ZM38 158L40 159V161H39L40 163L38 162ZM89 158H90V159H89ZM128 158H129V157H128ZM134 158H135V157H134ZM136 158H137V157H136ZM149 158H151V159H148V158H147V160H145V158H143V159L145 160L146 163H145L144 160L142 159L141 161H142L143 163L141 162L140 165L143 164V167L146 165L147 168H148L149 166H152V167H149L150 169H151V168H156L155 166L158 165V164H157L158 162L156 163V161H155L156 158H154L153 160H152V157H149ZM177 158H176V159H177ZM200 158H202V157H200ZM72 159H73V160H72ZM104 159H105V158H104ZM191 159H192V160H191ZM193 159H195V160H193ZM198 159H197V160H198ZM98 160H99V161H98ZM184 160H185V161H184ZM202 160L205 161V159H202ZM215 160H217V159H215ZM74 161H75L76 165H75ZM97 161H98L99 164L97 163ZM104 161H105V160H104ZM150 161H151V162H150ZM154 161H155V162H154ZM204 161H202V162H204ZM41 162H42V163H41ZM81 162H85V166H84V163H83V166H81V164H80ZM89 162H90V163H89ZM139 162H140V161H139ZM147 162H148V163H147ZM181 162H182V161H181ZM181 162H180V164H179V165H180V168H181V165H183V162H182V164H181ZM216 162H217V161H216ZM73 163H74V164H73ZM96 163H97V165H96ZM104 163H105V162H104ZM154 163H155V164H154ZM194 163H195V164H194ZM214 163H215V161H214ZM256 163H254V164H256ZM43 164H44V166H43ZM72 164H73V165H72ZM77 164H80V165H79L80 167H78ZM135 164H136V163H135ZM138 164H139V163H138ZM151 164H153V165H151ZM156 164H157V165H156ZM187 164H190V167H187V166H188ZM199 164H200V166H199ZM204 164H205V163H204ZM254 164H253V165H254ZM257 164H256V165H257ZM45 165H46V166H45ZM65 165H66V168H65ZM68 165H69V166H68ZM94 165H95V166H94ZM132 165H133V164H132ZM154 165H155V166H154ZM194 165H196V166H194ZM197 165H198V167H197ZM206 165H208L207 162H206ZM253 165H252V167H253ZM256 165H255V166H256ZM74 166H75V167H74ZM137 166H138V165H137ZM146 166H145V167H146ZM203 166H204V165H203ZM50 167H49V168H50ZM59 167H58V166L55 167V170H56V168H58V170L62 171L61 169H59ZM62 167H63V168H62ZM72 167H73V169H72ZM77 167L79 168V170L77 169ZM81 167H82V168H81ZM94 167H95V168H94ZM135 167H136V166H134V168H135ZM141 167H142V166H141ZM141 167L139 166L137 169H140ZM143 167H142V168H143ZM145 167H144V168H145ZM256 167H257V166H256ZM43 168H42V170H43ZM49 168L46 169V173L48 172L49 174H51V169L49 170ZM83 168H84V169H83ZM87 168H88V170H87ZM90 168H93V169L90 170ZM134 168H133V169H134ZM144 168H143V169H144ZM147 168H145L144 170H146ZM149 168L147 169V171L150 170ZM197 168H200L199 171H198ZM258 168H259V167H258ZM258 168H257V169H258ZM40 169H41V168H39V170H40ZM65 169H66V170H65ZM74 169H77V170H75V172H74ZM81 169H82V170H81ZM130 169H131V168H130ZM133 169H132V170H133ZM157 169H159V172H160V169H162V168H161V167H160V168L157 167V168H156V171H157ZM181 169H182V168H181ZM191 169H190V170H187V171H189V175L191 174V172H190ZM201 169H202V170H201ZM257 169L255 168V170H257ZM261 169H258V170H261ZM47 170H49V171H47ZM86 170H87V171H86ZM89 170H90V171H89ZM132 170H131V171H132ZM154 170H155V169H154ZM154 170H153V171L151 170V173H152V172L155 173L156 171H154ZM162 170H163V169H162ZM200 170H201V171H200ZM204 170H205V169H204ZM35 171H36V170H35ZM35 171H34V172H35ZM72 171H73L74 173H73ZM131 171L129 170V172H128L129 174H126V176L124 175V177H125L126 179H127V176H129V179H130V176L135 175V173H134L135 169H134L133 172H131ZM137 171H139V170H137ZM163 171H164V170H163ZM181 171H182V170H181ZM193 171H192V173L194 174ZM102 172H103V171H102ZM159 172L157 171V172L155 173V176H156V175L158 176L157 173H159ZM179 172H180V171H179ZM261 172H263V171L261 170L260 172H257L256 175H255V176L258 177V180H259V181H260L261 177H263V175H264V174H262V176L260 177ZM42 173H43V172H42ZM62 173H63V171L61 172V174H62ZM68 173H67V174H68ZM71 173L69 174L70 176H71ZM82 173H80V174L82 175ZM130 173H134V174L130 175ZM151 173H150V176H149V173L147 172V175L149 176V178L152 176L151 179H154L155 182L152 181V182L150 183L148 180H146V182H147V183H148V182L150 183V184L148 183V185H149L150 187H152L151 185H155V186H153V187H158V188H156V189H157V193H156V190L154 191V190H152L150 187H147V188L144 187V186H146L147 184L144 185V184H145V183H144L145 181H144L143 179H141V180L144 181V182H143L144 184H142L141 182H140V184H139V182H137L138 186L141 185V187H139L140 189L138 190V191H140V190L142 191V193H140L141 191L138 192V193L141 194L140 196L144 195V196L147 197V195H145V194L147 193L146 190H147L148 188L151 189V194H152L153 196L150 194V195H151L150 197H151L152 199L150 198L151 202L149 201V202H150L149 204H148V200H145L146 197L143 196L142 199H143L144 201L141 202V207H140V208L137 207V210L134 209L135 212H134L133 210L129 209L126 205H125V206L122 205L123 209H122V207H119V206L116 207V206H115V205L118 204V202L122 203V202H126V199H130L129 197H131V195L128 194V192H129V191H132V187L134 186V185H132V187H131V185H127V184H128V183H127V180H125V179L123 180L124 177H122V175H120L122 178H121V177H119V178H120V180L122 179V180L124 181V183H121V184H124V185H121V187H122L124 190H125V187L127 188L126 190H127L128 192H126V193H125L126 190H125V191L123 190V191H124V192H123V191H122V188L120 187L121 190H120L119 188H118L119 190L116 189L115 192H118V191H119V192H118V193H115L114 196H113V194H112V193H114V192L112 191V192H111L112 195H109V196H110V197H109L110 199H108V195H103V193L105 194V192H106L105 190L109 189L108 186H110V185H107V184H109V183L106 182V179H104L105 182H106V183H105V182H103L104 180L100 178L101 176H99V179H101L102 182H101L99 179H97V180H99V182H97V183H100V184H101V185L98 184L101 188H100V192H99L98 189H97L96 191L99 192V193H98V196H99V194H102L101 196H105V198L98 197L99 199L102 198V199H101L102 202L99 201L98 198H96V199L98 200L97 202H98L99 204H98V203H94V202H96V201H94L95 199H91L92 201H90V202H92V203H90L91 205L88 204V207H87L86 205H84L86 201H85L84 203H80L79 201H75V202H73L75 205L70 201V204H72L73 206H71L70 204H69V206L65 204V205H66V206H65L64 203H63L62 201H61V203H59V202H60V201H59V202L56 204V205H57L56 207L58 208L57 210L59 211V213H61V216L64 217V216L66 215V216L64 217L65 220H64V218H62L63 221L65 222L66 220H68V222H69L70 220H73V225L76 226L75 228H76V229H79L78 232L81 231V232H79V235H78V237H79L80 240L78 239L79 241H77V242L80 243V246H81V247H84V245H85L84 242H86V241H87L88 243H90V240H93L94 238H96L97 233H99V232H102V234L105 233V238H109V235H110V238H111V236H113L114 233H116L118 224H120L121 221L123 222V220H126V219L128 220V219H129V221L126 220L127 222H129V223H127V224H129V225L126 224V225H127V227H126V231H124L125 233H127L126 235H127V237H128L129 239H130V237H131V238L133 237V236L131 235V232H133V230H134V232H135V230L138 231V229H134L133 227H135V228H139V230L142 231L140 234L144 233V231H143V228H144L146 234L144 235V236H145L144 238H143V237H141V238H142V240H143V239H144V240L146 239V242H147V240L150 242L151 238L154 237L156 234L159 235V234L161 233V235H162V233L164 232V231H163V232H158V231L156 230V228L158 227L157 225H160V227L157 228L158 230H159L160 228H164V229H162V230H166V231L168 230V232H169L170 234H172V236H171L169 233H168V235H167L168 238H167L166 236L164 237V235H163L164 240L167 239V240L165 241L166 244L162 241L163 238L161 239L162 236L160 237V235H159L158 238L161 239L160 242H162V243L160 244V243L157 242V239H156L157 237L154 238V239H156V241L152 238L150 244L152 243V241H155V242L158 243V245H156L155 242H154V246H153V244H151L153 247H152V246L148 247V246L146 245V243H145L144 240H143L144 242H143V241H141V242H143V244H142L143 246L146 245L147 249L149 248L148 250L146 249V253L148 254V253L150 252L151 254H148V255H151V256L153 255L154 258H158V260H159V262H158L157 259H154V258L152 257L153 259L151 258V259H152L151 261L157 260V264H158V263L161 264L160 262H162V263L164 264L165 261H166L165 263H168V264H169V263H170V264H173V262H174V263H175V262H178V261H176L175 259L177 258L178 255H179L178 257H180L181 254H182V252L179 254L180 250H179V252H178V249H180V248H176V247H178V245H177V246L175 245V244H176V240H177V239L179 240V238H180V237H178V236H181V237H182V235H183V236H185V238H186V239H184V238L181 239V238H180V243H179V241H177V242L180 244L179 246H182V244H184V242L181 244V241H182V240H183V241L186 240V242H187V240H191L190 237H191L192 235L194 236V234H192V233H196V232L199 231L198 229H197L196 232H192V231H190V230H193V231H194V229L191 227V224H192V226H194V227L196 228V226L199 225V222H200V223H201V221H203L202 223L206 222V221H204V218L206 217L205 214H208V213H206V211H207V212H210L211 215L214 214V211H213V213H211V210L214 209V207H216V206H214V207L211 208V207H209V204H207V203H209V202H213V200H212V198H211V196H212L211 194H213L214 192L211 190L213 193L210 194V192H209V193L207 192L208 189H206L205 187L202 188L203 191H205V195H206V192H207V194H208L207 199H208L209 197H210L209 199H211V200L208 199L209 201L206 199V201H208V202L205 203V201H204L203 203H205L206 205L203 206V204H201L202 201L200 202V200H201L202 198H200V199L198 198V197H200L201 194L204 193L203 191H200V192H202V193L199 195V193H200L199 190H201V188L198 189V187H197V188L195 187V188H192V190H190V188L188 189V187H187V188L185 187V188H186V189L184 188L185 190L188 189V190L192 191L193 193L195 192V194H197V196L199 195L198 197H197V196L195 197V196H194L195 194L193 195V194L185 193V190H184L183 192H184V194L187 195V197H188V198H187V197H185L186 195H183V193H182V191H181V188H176L177 185L174 186V187L176 188V191H177L178 189H180V190H178V191H180L181 195H180V194H179V195L182 196V198H187V199L189 200V202H188L189 205H188V203H187V205H188L189 207H187V205L184 204V203H186V202L183 201V200H182V201H183V202H182V201H181L182 198H181V197L179 198V196H178V194H177V193H179V192L176 193L177 195H176L175 193H174L175 195L172 193V192L174 191V190L172 189L173 186L171 187V183H170L171 180L169 179V177H166L167 175H166V176H164V175L161 176L162 174L160 173V175H159L160 178H157V176H156L157 181H158V182H157V181H156V178H153V177H155V176H153L154 174L152 175ZM181 173H184L185 175H188V174H186L185 172H181ZM31 174H32V173H31ZM49 174H48V175H49ZM67 174H66L65 176H67ZM84 174H85V173H84ZM116 174H118V173H116ZM169 174H170V173H169ZM171 174H172V173H171ZM173 174H175V173H173ZM178 174H180V173H178ZM195 174H194V176H195ZM259 174H260V175H259ZM62 175H63V174H62ZM69 175H68V179L71 178ZM73 175H72V176H73ZM176 175H177V173H176ZM176 175H175V176H176ZM185 175H184V176H185ZM50 176H52V178H54L55 181H54V180H51V181L48 180L49 183H47V184H50V182L52 183V181L55 182L56 184H58V183H57L58 181L56 180V178L61 177V176H59V174H58L57 177H53V173H52V175H50ZM76 176H75V178H76ZM111 176H112V175H111ZM168 176H171V175H168ZM175 176H174V177H175ZM178 176H179V175H178ZM178 176H177V177H178ZM180 176H181L182 179H184V176H182V174H181ZM180 176H179V178H180ZM73 177H74V176H73ZM73 177H72V179H74ZM108 177H110V176H108ZM161 177H162V178H161ZM165 177H166V180L163 179V178H165ZM177 177H176V178H177ZM186 177H187V179H188V176H186ZM190 177L194 178L193 175H192V176L190 175ZM259 177H260V178H259ZM52 178H51V179H52ZM167 178H168V180H170L169 182H168ZM170 178H173V177L171 176ZM181 178H180V180H179L180 182H181V180H182ZM192 178H190V179H192ZM250 178H251V177H249L248 179L246 178V180H248V181H246V182H247V183H246L247 185H245V186H249V185L252 183V185H251V187H252V186H253V183L256 184L257 182H259V181H256L257 179L255 180V181H256V182H255V181H254L255 177L253 176L254 179L251 178V181H252V179H253V181H252V182L250 181L251 183H249V185H248V182H249ZM49 179H50V178H49ZM151 179H149V180H151ZM158 179H159V180H158ZM263 179H264V177H263ZM77 180H79V179L77 178V179L74 180L73 182H75V181H77ZM122 180H121V181H122ZM141 180H140V181H141ZM160 180H161L162 182H161ZM184 180H186V178H185ZM184 180H182V182L185 183ZM194 180H195V181L191 180V181L194 183V186H195V184H196V186H199L198 184H200V183L197 184V183H196L197 180H196V179H194ZM125 181H126V183H125ZM166 181H167L168 183H170V187H171V190H172V191L170 190V193H169V191H168V192L166 191V190H169V189H170L169 184L167 183V185H166L167 187H166V186H163V183H164V185H165ZM177 181H178V180H177ZM200 181H201V179L199 180V182H200ZM203 181H204V180L201 181V184L204 183ZM261 181H262V180H261ZM95 182H96V181H95ZM108 182H109V181H108ZM110 182H111V181H110ZM186 182H187V181H186ZM189 182H190V181H188V183H189ZM192 182H190V183H192ZM39 183H42V184H39ZM55 183H52V185H54ZM104 183H105V184H104ZM156 183H157V184H156ZM158 183H159V184H158ZM188 183H186V185H184V186H189ZM193 183H192V184H193ZM207 183H208V182H207ZM259 183H262V182H259ZM36 184H37V185H36ZM45 184H46V183H43V182H40V181H38V183L36 182V183H35V188H34V189H35V190H34L35 193H36V192L40 193V191H41L40 194H42L44 191L46 192L48 189H49V190H50V189H53V188H50V187H49V186H52V185H48V186H47V185H45ZM94 184H95V183H94ZM137 184H135V186H136ZM205 184H206V183H205ZM262 184H263V183H262ZM32 185H33V184H32ZM125 185H126V186H125ZM148 185H147V186H148ZM181 185H183V184L180 183V186H181ZM202 185H203V184H202ZM202 185H201V186H202ZM207 185H208V184H207ZM207 185H206V186H207ZM212 185H213V184H212ZM212 185H210V186H212ZM256 185H258V184H256ZM45 186L48 187V188H46ZM95 186H96V185H95ZM104 186H105V187H104ZM112 186H113V184H112ZM135 186H134V187H135ZM160 186H162V188L159 189ZM178 186H179V183H178ZM178 186H177V187H178ZM180 186H179V187H180ZM192 186H193V185H192ZM203 186H204V185H203ZM213 186H214V185H213ZM213 186L210 187V189L213 188ZM254 186H255V185H254ZM263 186H264V184H263ZM38 187H40V188H38ZM52 187H53V186H52ZM96 187H97V186H96ZM128 187H130L131 189L128 188ZM153 187H152V188H153ZM165 187H166V188H165ZM168 187H169V189H168ZM181 187H182V186H181ZM189 187H191V186H189ZM199 187H200V186H199ZM255 187H258V186H255ZM259 187H261V184H260ZM259 187H258V188H259ZM37 188H38V189H37ZM43 188H44V191H43ZM54 188H55V187H54ZM97 188H98V187H97ZM102 188H103V189H102ZM104 188H105V189H104ZM142 188H144V191H143ZM145 188H146V190H145ZM163 188H164V189H163ZM245 188H246V187H245ZM247 188H249V187H247ZM258 188H257V189H258ZM263 188H264V187H262V189H263ZM40 189H42V190H40ZM46 189H47V190H46ZM101 189L104 190V192H102ZM133 189H134V190H137L138 187L136 186V188H133ZM154 189H155V188H154ZM182 189H183V187H182ZM193 189H194V191H193ZM195 189H197L198 192H196L197 190H195ZM204 189H206L207 191L204 190ZM210 189H209V190H210ZM251 189H252V188H251ZM38 190H40V191H38ZM134 190H133V191H134ZM164 190H165L166 192H164ZM246 190H249V189H246ZM246 190H244V191H246ZM252 190H253V189H252ZM42 191H43V192H42ZM107 191H108V190H107ZM109 191H111V189H109ZM109 191H108V192H109ZM152 191H154V192H152ZM160 191H161V192H160ZM250 191H251V190H250ZM259 191H261V190H259ZM262 191L264 192V190H262ZM262 191H261V192H262ZM45 192H44V193H45ZM94 192H95V188H94ZM101 192H102V193H101ZM120 192H121V193H120ZM122 192H123V194H122ZM144 192H145V194H144ZM158 192H159L160 194H159ZM186 192H187V191H186ZM188 192H189V191H188ZM248 192H249V191H248ZM248 192H246V193H248ZM256 192H257V194H258V190H257ZM256 192H255V188H254V191H251V196H252V195H253V196H254V195H257V194H255ZM38 193H37V194H38ZM47 193H48V192H47ZM65 193H66V192H65ZM95 193H96V192H95ZM124 193L127 195V198H126V196H124V195H125ZM131 193H132V192H131ZM171 193H172L173 195H172ZM189 193H190V192H189ZM242 193H243V192H242ZM242 193H241V196H242L241 198L244 197V198H247L246 200H247L248 202L251 201L250 204H248L247 201H246L247 203L244 201V202H245L244 204H247V205H253L252 201H254V204H255V201H257V200L262 202V203L259 202V204H257V203H258V202H257L256 204H257V207H258V208L256 209V204H255V206H253V208H252V211L250 212L252 215H253L252 212H254V215H253V217H252V218H254V222H255L256 219H258V220H262V219H259L260 217H259V218H257V217H258V215L261 213V212L259 213L258 210L264 211V203H263L264 201H262V200L264 199V193H263V195L259 193V194L261 195V196L258 195V196H259V199L257 198L258 196H257V197L255 196V198H257V199H255V200H254V199H253V200H250V197H251V196H250V197H249V196H246L247 194H245V193H243V194H244V196H243ZM249 193H250V192H249ZM249 193H248V194H249ZM252 193H254V194H252ZM79 194H80V193H79ZM85 194H86V193H85ZM85 194H84V193H83V194L81 193V194L79 195V196H80V197H79L80 200H81V198H82V199H85V198H86V196H84ZM120 194H121L122 196H121ZM136 194H137V193H136ZM157 194H158V196H157ZM162 194H163V196H161ZM165 194H166V195H165ZM170 194H171V196H170ZM209 194H210V195H209ZM214 194H215V193H214ZM62 195H63V194H62ZM82 195H83V196H82ZM86 195H87V194H86ZM118 195H120L121 198H122L123 196L125 197V198H122L123 201L120 200L121 198H119L120 196H118ZM154 195H155V196H154ZM189 195H190V197H189ZM192 195H193V196H192ZM203 195H204V194H203ZM203 195H202V196H203ZM65 196H66V195H65ZM65 196H64V199H63V200H65V198H66ZM77 196H78V195H77ZM81 196H82V197H81ZM106 196H107V197H106ZM112 196H113V198L115 197L114 200H115L116 202L113 200ZM156 196H157V197H156ZM160 196H161L162 198H161ZM166 196H167V197H166ZM169 196H170V198H169ZM174 196H178V197L175 198ZM191 196H192V197H191ZM40 197H41V195L38 196V198H40ZM83 197H85V198H83ZM87 197H89V196H87ZM153 197H154V198H153ZM163 197H164V199H163ZM194 197H195V198H194ZM214 197H216V196L214 195ZM248 197H249V198H248ZM36 198H37V197H36ZM89 198H91V197H89ZM89 198H86L85 200H87V199H89ZM106 198H107V200H106ZM118 198H119V199H118ZM157 198H158V199H157ZM166 198H167V199H166ZM192 198H193V199H192ZM205 198H206V197L203 196V199H205ZM244 198H243V199H244ZM253 198H254V197H253ZM154 199H155V200H154ZM177 199H178V200H177ZM187 199H185V200H187ZM251 199H252V197H251ZM61 200H62V197H61ZM76 200H79V199L77 198ZM104 200H105V203L103 202ZM108 200H109V201L111 200V202H108ZM157 200H158L159 203H160V202H161V203L159 204V203L157 202ZM163 200H164V201H163ZM165 200H167V202H168V200H169V202H170L169 204H172V205H170V208H169L171 211L174 210V209H171V206L175 207L174 212L172 211L173 214L177 213V215L179 216V214L182 213L183 211H184V212L186 211V212H185L186 214H187V213H190L189 215H191L192 213H195V215L193 214L194 217H190L189 215L186 216L185 213H183L182 215H185V216H186V217L184 216V217H185L184 220H182L184 217L181 218L182 215H181V217H178V218H177V219L180 218L179 221L182 222V223H180V222L177 220V222H178L180 225H182L183 223L185 224V225L183 224V226H182L183 228L181 227L179 230L181 231L182 229L185 230V229L187 228V229L185 230L187 233L184 231L183 234L181 233V235H180V234L177 232L179 224H178L177 228H176V227L174 228L175 230H172L173 232L176 231L177 234H179V235L177 236V234H176V232H175V234H176L177 237H176L175 235H173L172 232H170V230H171L172 228H171V226L168 227L169 225L167 226L166 223H168V224L170 223V224L172 225V220H171V219H175L177 216H176V215H172V214H170L171 212L167 210V208L169 207V206H168L169 204L167 205V202H165ZM171 200H172V201H171ZM179 200H180V201H179ZM217 200H218V198L215 200L216 203H217ZM93 201H94V202H93ZM145 201L147 202V204H146ZM152 201H153V202H152ZM154 201H155L156 203H155ZM174 201H175V202H174ZM178 201H179V202H178ZM107 202H108V203H107ZM162 202H165L167 208H166V206L164 205V203H163V205L165 206V208H163ZM171 202H172V203H171ZM173 202H174V203H173ZM192 202H194V203H192ZM199 202H200L201 206H199V205H200ZM218 202H219V201H218ZM65 203H66V201H65ZM67 203H68V201H67ZM76 203H77V204H76ZM86 203H89V202H86ZM93 203H94V204H93ZM110 203H111V204H110ZM114 203H115V205H114ZM144 203H145V204H144ZM157 203H158V204H157ZM177 203H178V205H177ZM182 203H183L184 205H186V207H185ZM214 203H215V202H214ZM260 203H261V205H260ZM79 204H80V205H79ZM105 204H106V206H105ZM125 204H126V203H125ZM142 204H143V205H142ZM181 204H182V207L179 206V205H181ZM190 204H192V205H191V207H192L191 209H190ZM194 204H196V205H194ZM210 204H211V203H210ZM212 204H213V203H212ZM262 204H263V205H262ZM58 205H60L61 207H59ZM76 205H77V206H76ZM145 205H146V206H145ZM151 205H154V207H156V205H157V207L154 208L153 206L151 207ZM175 205H176V206H175ZM213 205H215V204H213ZM213 205H212V206H213ZM259 205H260V206H259ZM101 206H102V207H101ZM108 206H110V208H109ZM142 206H143V207H142ZM177 206H178V207H177ZM183 206H184L185 208H184ZM194 206H195V207H194ZM202 206H203V207H202ZM206 206H207V207H206ZM210 206H211V205H210ZM243 206H244V205H243ZM73 207H74V208H73ZM89 207H90V208H89ZM107 207H108L109 209H108ZM114 207H116V208H118V209H116V208L114 209ZM125 207H126L128 210H126ZM149 207H150V208H149ZM159 207H160V208H159ZM161 207H162V209H161ZM173 207H172V208H173ZM179 207L182 209V211H181V209H180ZM193 207H194V208H193ZM198 207H199V208L202 207V208L204 209V212H203L202 208H200V210H201V211H200ZM251 207H252V206H250V210H251ZM254 207H255V210H253ZM65 208H66V209H65ZM72 208H73V209H72ZM88 208H89V209H88ZM91 208H92V209H91ZM138 208H139V209H138ZM158 208H159V209H158ZM183 208H184L185 210H184ZM186 208H187V209H186ZM188 208H189L191 211H190ZM195 208H198V211H197V209H195ZM205 208H206V209H205ZM242 208H245V207H242ZM246 208H247V206H246ZM67 209H68V211H67ZM87 209H88V210H87ZM94 209H95V210H94ZM106 209H107V210H106ZM119 209H120L121 211H120ZM149 209H152V210H149ZM157 209H158L159 211L162 210V211H161V214H159L160 212H159ZM163 209H166V212H165V210H164V212H163ZM176 209H179V210H180V213H179V210L177 211ZM209 209H210V210H209ZM236 209H237V208H236ZM247 209H248V208H247ZM91 210H92V211H91ZM93 210H94V212H93ZM114 210H115V211H114ZM117 210H118V212H117ZM154 210H156V211H154ZM193 210H194V212H193ZM214 210H215V209H214ZM241 210H242V209H241ZM241 210H237V211L239 212V214L241 213ZM243 210H246V209H243ZM250 210H249V211H250ZM65 211H66V213H65ZM86 211H87L88 213H87ZM102 211H103V212H102ZM107 211H108V212H107ZM113 211H114V213H113ZM122 211H123V214L121 213ZM128 211H129V212H128ZM136 211H137V212H136ZM151 211H152L153 213H152ZM157 211H158L159 213H158ZM175 211H177V212H175ZM195 211L197 212V216L200 215L198 212H200V213L202 212L201 215L204 216L203 219H201L202 216L199 217L201 221L198 220V218L195 219V221L197 222V223L195 222V224H197V225H195L194 223H192V222H194L193 219H194L195 216H196V212H195ZM247 211H248V210H247ZM71 212H72V213H71ZM85 212H86V213H85ZM90 212H91V213H90ZM127 212H128V213H127ZM150 212H151V213H150ZM154 212H155V213H154ZM162 212H163V213H162ZM167 212H169L170 216H174V217L176 216L175 218H174V217H173V218H171V217L169 218V219L171 220V222H166V221L169 220V219L167 218V216H169V214H167ZM243 212H244V211H243ZM64 213H65V214H64ZM107 213H108V214H107ZM118 213H119V214H118ZM132 213L135 214L134 216H136V214H137V216H139V214H140L139 217L142 216V217H141L142 219L140 220V221H142V222H140V224H139L138 222H137V223H134V222L130 221V220L132 219V218H131ZM156 213H157L158 215H157ZM164 213L166 214V215H165L166 217L163 215ZM178 213H179V214H178ZM203 213H204V215H203ZM246 213H247V212H246ZM62 214H63V215H62ZM73 214H74V219H72ZM75 214H76V215H75ZM100 214H101V215H100ZM241 214H242V217H243V216H244V213H241ZM241 214H240V215H241ZM251 214H250V215H251ZM256 214H257V215H256ZM67 215H68V216H67ZM70 215H72V217H71ZM89 215H91V216H89ZM107 215H108V216H107ZM118 215H119V216H118ZM155 215H156V216H155ZM162 215H163V217H162ZM245 215L247 216V219L251 217V216L249 215V212H248V214H245ZM261 215H262V213H261ZM105 216H107V217H105ZM110 216H113L114 220L116 219L115 222H114V220H113L112 222L110 221L112 224H111V223L108 224V222H109L108 220H109V219H107V218L110 217ZM124 216H125V217H124ZM137 216H136V218H137ZM143 216H144V217H143ZM152 216H153V217H152ZM159 216H160V217H159ZM191 216H192V215H191ZM197 216H196V217H197ZM208 216H210V215H207V217H208ZM249 216H250V217H249ZM263 216H264V215H263ZM263 216H261V217H263ZM67 217H69V218H67ZM117 217H119V218H117ZM120 217H121V218H120ZM139 217H138V218H139ZM145 217H146V218H145ZM155 217H156V218H155ZM189 217H190V218H193V219H190V220L187 219V218H189ZM237 217H238L237 219L241 220L240 216H237ZM255 217H256V219H255ZM97 218H98V219H97ZM105 218H106V220H105ZM130 218H131V219H130ZM147 218H148V219H147ZM151 218H152V219H151ZM153 218H154L155 220H154ZM157 218H159V219H161V220H159V219H157ZM244 218H246V217H244ZM244 218H242V221L244 220ZM62 219H61V220H62ZM69 219H70V220H69ZM79 219H80V220H79ZM102 219H103V220H102ZM117 219H118L119 221H118ZM145 219H146V220H145ZM163 219H164V221H163ZM167 219H168V220H167ZM263 219H264V218H263ZM86 220H88V222H87ZM97 220H98V221H97ZM104 220H105V221H104ZM175 220H176V219H175ZM187 220H188V221H187ZM192 220H193V221H192ZM205 220H206V219H205ZM208 220H210V219H208ZM239 220H238V222H241V221H239ZM249 220H250V219H248V221H249ZM251 220H253V219H251ZM251 220H250V221H251ZM96 221H97V222H96ZM136 221H137V220H136ZM136 221H135V222H136ZM143 221L147 222V223L144 222V224H145L146 227L144 226ZM148 221H150V222H148ZM173 221H174V220H173ZM190 221H192V222L190 223ZM245 221H246V220H245ZM79 222H80V223H79ZM84 222H86V223H84ZM117 222H118V224H117ZM124 222H125V221H124ZM124 222H123L122 224H125V223H126V222H125V223H124ZM130 222L133 223V224L131 225V226H132V230H131V226H130L131 223H130ZM151 222H152V223H151ZM157 222H159V223H157ZM177 222L175 221V223H174V222H173V223L177 225ZM210 222H212V220H211ZM243 222H244V221H243ZM256 222H257V220H256ZM65 223H67V221H66ZM65 223H63V224H65ZM69 223H71V224H69ZM69 223H68V224H69V227L73 228V230L76 232L74 226L72 227V222H69ZM98 223H99L100 225H99ZM148 223H149V224H148ZM153 223H154L155 225H154ZM156 223H157V224H156ZM186 223H188V224H186ZM202 223H201V225H202ZM241 223H242V222H241ZM263 223H264V220H263ZM263 223H261V224H263ZM68 224H67V225L65 224L64 226L67 227ZM93 224H94V225H93ZM95 224H96V226H95ZM107 224H108V226H107ZM122 224H121V225H122ZM135 224H136V225H135ZM138 224H139L140 227H139V226L136 227ZM147 224H148V225H147ZM174 224H173V225H174ZM193 224H194V225H193ZM204 224H205V223H204ZM204 224H203V226H204ZM210 224H211V223H210ZM70 225H71V226H70ZM121 225H119V227H120ZM141 225H142V226H141ZM149 225H151V227H147V226H149ZM152 225H154V228L156 227L155 230H156L158 233H156V232L154 231V229L152 228V227H153ZM165 225H166V226H165ZM201 225L198 226L199 229H200ZM215 225H216V224H215ZM238 225H239V224H238ZM263 225H264V224H263ZM82 226H83V227H82ZM85 226H86V227H85ZM92 226H93V227H92ZM103 226H104V227H103ZM105 226H106L107 229L105 228ZM129 226H130V227H129ZM162 226H164V227H162ZM184 226H185V227H184ZM79 227H80V228H79ZM87 227H88V228H87ZM89 227H90V228H89ZM91 227H92V229H91ZM111 227H112V228H111ZM119 227H118V228H119ZM141 227H142V228H141ZM165 227H168V228H170V229H168V228L165 229ZM172 227H174V226H172ZM179 227H180V226H179ZM190 227H191L192 229H191ZM254 227H255V225H254ZM86 228H87V231H85ZM95 228H96V229H95ZM98 228H99V229H98ZM100 228H101V229H100ZM109 228H110V229H109ZM129 228H130V229H129ZM147 228H148V229H147ZM151 228H152L153 230H152ZM65 229H68V227L65 228ZM69 229H70V228H69ZM90 229H91V233H90V231H89ZM114 229H116V230H114ZM127 229H128V231H129V230H131V231L128 232ZM150 229H151V231H150ZM253 229H254V228H253ZM261 229H262L261 231H263L264 228H261ZM71 230H72V229H71ZM112 230H113V231H112ZM188 230H189V231H188ZM83 231H84V232H83ZM111 231H112V232H111ZM114 231H115V232H114ZM146 231H148V232H146ZM153 231L155 232V234H154ZM160 231H161V230H160ZM202 231H203V230L200 229V232H199V233L201 234ZM251 231L254 232L255 229H254V230H251ZM75 232H74V233H75ZM78 232L75 233V234H78ZM93 232H94V233H93ZM138 232H140V231H138ZM181 232H182V231H181ZM189 232H190V233H189ZM191 232H192V233H191ZM255 232H256V231H255ZM259 232H260V231H259ZM80 233H81V234L84 233L85 235L83 234V235L80 236ZM106 233H107V236H106ZM111 233H112L113 235H112ZM152 233L154 234V236H153ZM164 233H165V232H164ZM164 233H163V234H164ZM108 234H109V235H108ZM186 234H188V235H186ZM189 234H190V236H189ZM261 234L263 235L264 233H261ZM146 235H148V236H146ZM149 235L151 236L150 239L147 238V237H149ZM165 235H166V233H165ZM195 235L198 236V234H195ZM129 236H130V237H129ZM142 236H143V234H142ZM256 236H257V235H256ZM258 236H259V235H258ZM169 237H170V238H169ZM81 238H82V239H81ZM89 238H91V239H89ZM110 238H109V239H110ZM165 238H166V239H165ZM189 238H190V239H189ZM197 238H198V237H196L195 239H197ZM257 238H258V237H257ZM257 238H256V239H257ZM261 238H263V236H262ZM84 239H85V240H84ZM192 239H193V237H192ZM170 240H171L172 242H171ZM193 240H194V239H193ZM193 240H191V241H192V244H193V242L195 241V240H194V241H193ZM259 240H261V239H260V236H259ZM109 241H110V240H109ZM168 241H169V242H168ZM81 242H82V243H81ZM87 242H86V243H87ZM186 242H185V244H187ZM258 242H260V241H258ZM263 242H264V241H263ZM88 243H87V244H88ZM107 243H109V242H107ZM110 243H111V241H110ZM139 243H140V242H139ZM163 243H164V245H163ZM174 243H175V244H174ZM188 243H189L188 245H185V244L183 245L184 250H185V246H186V247L190 246V243H191V242L189 241ZM197 243H198V241H197ZM197 243H196V241H195V244H194L193 246L195 247V245H196ZM77 244H78V243H77ZM140 244H141V243H140ZM147 244L149 245L148 242H147ZM159 244H160L161 246L163 245L162 248H161V246H160ZM169 244H170V245H169ZM192 244H191V247H192ZM259 244H260V243H259ZM259 244H257V245H259ZM263 244H264V243H261V245H263ZM75 245H76V244H75ZM82 245H83V246H82ZM124 245H125V244H124ZM165 245H166V246H165ZM261 245H260V246H261ZM73 246H74V245H73ZM77 246H78V245H76L75 247H77ZM125 246H129V247L127 248V247L122 246L123 249L125 250V252H124V250H123L122 252H119L121 255L119 254V255H120V258H119V256H118V258H119V259H124V258H125L126 261H127V259H128V262L125 261L127 264H130V263H131V261H132V257H133V259H135V257H136L135 260L139 261V260L137 259V254H136L135 252L137 251V253H138L139 250L137 249V247H138V246L140 247V245L137 244V247L132 245V247H133L134 250H133L132 247H131L130 245H128V244L125 245ZM167 246H168V247H167ZM173 246H175V248H174ZM196 246H198V245H196ZM260 246H259V247H260ZM81 247H80V248H81ZM130 247H131V248H130ZM134 247H136V250H135ZM151 247L154 248V249H152ZM191 247H190V249L193 251V247H192V248H191ZM253 247H254V246H253ZM261 247H262V249L264 248V246H261ZM261 247H260V250L262 251ZM72 248H73V247H72ZM80 248H79V247H77L76 249L73 248L74 250H73L72 252H74V254H73V253L71 252V250L69 249L70 252H66V256H67V257L65 256V257H66V260H67V259H68V260H67V261L64 260L63 262H65V263H63V264H75V262H76V264H78L77 262H79V260H80L79 256L81 257V255H80L76 250H77V249H80ZM140 248H142V247H140ZM144 248H145V247H143L142 249L145 250ZM156 248H157V249H156ZM164 248H165V249H164ZM168 248H169V249H168ZM181 248H182V247H181ZM257 248H258V247H257ZM257 248H256V251H254L253 254H252V256H254V257L250 256V259H251V257H252L253 260L250 261V259H249L248 262H249V263L252 262V263H254V264H255V263L260 264V261H259V260H260V257H261V259H262V261H261L262 263H261V264H264V259H263L264 256H261V254L257 251V250H259V248H258V249H257ZM82 249H83V248H82ZM82 249H81V250H82ZM100 249H101V248H100ZM129 249H130V250H129ZM131 249H132V250H131ZM155 249H156V250H155ZM162 249H164V250H162ZM166 249H167V250H166ZM175 249H176V251L178 252V253H176V255L178 254V255L176 256V258L173 256V255H174V251H175ZM190 249H189V251H190ZM194 249H197V247H195ZM98 250H99V249H98ZM121 250H122V248H121ZM149 250H150V251H149ZM165 250H166V253L164 254L163 252H164ZM168 250H169V251H168ZM173 250H174V251H173ZM254 250H255V249H254ZM67 251H68V249H67ZM133 251H134V252H133ZM148 251H149V252H148ZM158 251H159V252H158ZM161 251H163V252H161ZM167 251H168V252H167ZM172 251H173V252H172ZM176 251H175V252H176ZM181 251H183V250H181ZM185 251H186V250H185ZM185 251H183V252H185ZM195 251H196V250H195ZM195 251H194V252H195ZM263 251H264V250H263ZM263 251H262V252H263ZM79 252H80V251H79ZM94 252H95V251H94ZM94 252H93V253H94ZM98 252L100 253V251H98ZM139 252H140V251H139ZM160 252L163 254V256H162L163 258L161 257V260H160V258H159V257L161 256V255H160ZM186 252L189 254L188 251H186ZM186 252H185V253H186ZM194 252H193V253H194ZM262 252H261V253H262ZM67 253H68V254H67ZM69 253H70V254H69ZM80 253H81V252H80ZM84 253H85V252H84ZM123 253H124V254H123ZM127 253H128V254H127ZM157 253H159V255H158ZM171 253H173V254L171 255ZM185 253H184V255L182 254L184 258H185V255H186ZM190 253L192 254L191 251H190ZM255 253H256V254L259 253V254L256 255ZM81 254H82V253H81ZM94 254H96V253H94ZM100 254H101V253H100ZM100 254H99V255H100ZM126 254H127V255H126ZM188 254H187V256L189 257L191 254H190V255H188ZM194 254H196V252H195ZM262 254H264V253H262ZM69 255H70V256H69ZM122 255H125V256H122ZM135 255H136V256H135ZM139 255H140V253H139ZM165 255H166V256H165ZM168 255H170V257H169ZM197 255H198V254H197ZM197 255H196V256H192V258H193V257H197ZM84 256H85V255H83V257H84ZM128 256H130V257H128ZM131 256H132V257H131ZM151 256H149V257H151ZM155 256H156V257H155ZM171 256L174 257V259L171 258ZM258 256H259V257H258ZM83 257H82V259H83ZM113 257L115 258V256H111V259H113V261H114V258H113ZM116 257H117V256H116ZM123 257H124V258H123ZM138 257H139V256H138ZM181 257H182V256H181ZM183 257H182V258H183ZM169 258H170V259H169ZM184 258H183L182 260L179 258V259L181 260V261H179V262H180V263L183 262V264H184V263L188 264L189 262L191 263V261H186V260H185V261H186V262H185V261H184ZM258 258H259V260H258ZM77 259H78V260H77ZM115 259H117V258H115ZM125 259H124V260H125ZM186 259H187V257H186ZM189 259H190V260H193V259H191L190 257H189ZM189 259H187V260H189ZM70 260H71V261H70ZM135 260H133V261H135ZM171 260H172V263H171ZM173 260H174V261H173ZM194 260H195V259H194ZM194 260H193V261H194ZM254 260H255V262H253ZM100 261H101V260H100ZM103 261H104V260H103ZM106 261H107V263H108V260H107V259H106ZM111 261H112V260H111ZM113 261H112V262H113ZM129 261H130V263H129ZM137 261H136V262H137ZM163 261H164V262H163ZM167 261H168V262H167ZM193 261H192V262H193ZM258 261H259V262H258ZM66 262H67V263H66ZM80 262L82 263L83 260L80 261ZM187 262H188V263H187ZM102 263L105 264L106 262H102V261H101L100 264H102ZM151 263H152V262H151ZM151 263H150V264H151ZM155 263H156V261H155ZM155 263H154V264H155ZM252 263H251V264H252ZM83 264H84V262H83ZM132 264H136V263H135V262H134V263L132 262ZM137 264H138V263H137ZM176 264H177V263H176ZM191 264H192V263H191Z\"/></svg>", "mask_w": 264, "mask_h": 264}]
</instances>
